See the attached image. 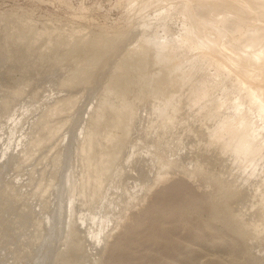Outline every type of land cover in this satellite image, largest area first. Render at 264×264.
<instances>
[{
    "label": "rangeland",
    "instance_id": "obj_1",
    "mask_svg": "<svg viewBox=\"0 0 264 264\" xmlns=\"http://www.w3.org/2000/svg\"><path fill=\"white\" fill-rule=\"evenodd\" d=\"M192 1H194V0H0V21L2 20L1 21L2 24H5V19H6V21L9 22L8 23L9 26L13 25L14 22H16V21L12 22L11 17L12 18L14 17V18L19 20L15 23L17 25L14 24V26H18V27L12 26L11 28H13V27L18 28L21 32H22V30L25 31L27 29V31H25V32H27V35H25V32H22L23 34L22 33L16 34V32L18 31L17 29H16L17 31H13L15 33H12L11 35H13V36H14V34L17 35L14 38L20 37L21 39H23L24 42H26V39H27V41L28 40L30 41V42L28 41V43H32L31 41H33V43H35L36 45L38 44L39 46L37 45V47L40 49H38V48H36V49L40 50V52H44L41 54L46 55L45 57L43 55V57L45 58V64H46L47 56H48V58L51 59L52 62L53 61H54V63L57 62L56 65L52 64L55 67H53L51 64L49 65L47 63L48 65L47 64L46 65H47L48 69L46 68L45 64H44V66H45L44 68H43V66H41L42 64H40V63H42V61H41L42 58L39 60H37V59L35 60L33 58L31 59L30 57H28V58H25V60H19V63H18V60H17V62H15V60H11V64H13V65L15 64L14 66H16V64L18 65L15 67L17 69H15L14 66L12 67V65L10 64V62L8 60H6L7 62L5 60H4V62L2 61L1 63H5L3 65L0 63L1 64L0 72H2L1 70H3V74L2 73H1L2 75L0 74L1 75V77H0V174H2L3 176L0 175L1 176L0 179L1 178L4 179L3 182H2V179L0 180V190L2 189L0 191V193L2 194V195H0V205H3L5 202L8 203L7 200L11 199L13 204H10V203H12V202H10L11 201L10 200L9 201L10 203H8L6 205H9L10 207L14 206V211H15V212H13V208L6 206L7 208H10L12 211L11 210L9 211L7 209V212L5 213L7 216L6 215H5L6 217L0 216V222L2 221V218H5V219L7 218L6 219L7 222L10 221L9 223H11V221H13L15 224L17 223L19 226L21 225L20 227L22 228L21 229L17 224L16 225L13 224V225H11L13 227H10L9 226L10 224L7 223L9 228L7 227L6 224H4V225L0 224V227L1 226L3 227L6 225V227L8 228V229L6 228V230L8 231L11 228L12 232H13V233L11 231L8 232L9 235L11 233L13 237L11 235L9 236L7 234V236L4 235L5 236V238H4V236L1 234H3V233L6 234L7 232L4 229L5 227H3V230H5V231L2 232L3 230L1 227L2 231L0 230V232H2V233H0V235L2 236L3 240L0 238L1 239L0 240L1 241L0 242V247H1L0 248V253H1L0 254V257H1L0 264H3V263L4 264L5 263L10 264V261L12 262V261H15L16 259L18 261L16 260L17 262H15V263L12 262L11 264H16V263L17 264H43L44 262H45V264H48L49 263L48 259L49 258L51 259L52 255L54 253L53 252L54 249H55V251H57L55 242L57 244L58 243L61 244L60 242H62L61 240L63 239V236L69 234V232L66 230L67 226L64 225L65 223L63 224L61 222H65V220H63L62 218L66 217V214L64 212L67 211V209L70 205H72L71 206L72 209L69 208V209H71L70 210L71 212L73 211V209L75 211V209L77 208L75 211L76 213L73 212L71 214H72V217L74 215L73 219H75L76 222L79 221L78 223L80 225L79 227L81 228V232L86 229L85 232H82V233L85 236L87 235L85 237V239H87V240H85L84 243L86 244V250L91 252V256L95 255V253L97 254V251H98V253L101 251H104V249H103L104 247L102 245L103 244L105 245L104 242L106 239L109 242L111 241L110 243L108 241L106 243L108 245H106L105 249L107 248L109 251L106 250L108 253L106 251L103 252L104 259H106V260L104 261V259H103L102 264H167V262L169 263V260L171 261L170 264L171 263L176 264V262H177V264H180V263L184 264V262H182L184 260L186 261L185 264H187V263L189 264L188 259H190V258H191L190 263L194 262L195 259L197 260V261L195 260V262L192 264H196V263L197 264H199V263L200 264H206L204 262H207L208 257L204 252L207 251L206 253H208V251H209L210 253L214 252L215 254H217L218 250H219L218 249L219 245L222 246L224 244V242L221 243L222 240H227V241H225V243H227V242L229 243L231 241L230 242L231 244L227 243L230 246H228L227 244H224L223 246H225V249L222 246L224 252L221 251L222 248H220L221 249V250H219L220 254H225V256L227 255L226 256L227 258H229L228 255H230V254H231L230 256L233 255L234 257H236L237 255L235 256L234 254H237L238 252L234 253V254H232V253L235 252L236 247H237V250L240 249L239 248L240 243H237V242H239L237 240L236 243L239 244V247H238V245L235 244V241H234L235 239H233V242H232V238L235 237L234 236L235 234L232 233V234H234V235H232L234 237H231V234L229 231L230 229L228 230L225 227L224 230L226 229L227 233L229 231L228 236H230L228 238V236H226L227 235V233H226V235H225L227 237L226 238V237H224L225 231H223L224 234L222 235L221 232L223 229L222 230L217 229V226L218 227L220 226L221 228L223 227L222 226L223 224L220 223L219 220H216V219H215V221L210 220V222H209V220L205 221L206 219L211 218L209 216V213H208L209 208L206 206L208 204L203 203V205L206 208H208L207 210L201 204L202 202L208 201V200H206V199H208V196L214 197V195H212V194H215L216 192L217 193L215 195V198L218 197L217 196L218 195V189L216 191V187H217L216 184H214L211 181L209 182L206 179H201L202 175H203L202 178H207L208 175L206 176V174H208L209 172L210 173L215 172L213 174H217L219 176L220 171H222V170L225 171L226 169H227V171H225V174H223L224 172L222 171L223 176L226 175L225 177H223L224 179H226V177L231 174L227 179H229L230 177L232 178L234 176V178L237 181L234 178L232 179V181H231V178L229 179L233 185H235L236 187H238L240 185L239 189L243 188V192L244 191L246 192V189H248L249 193H247L248 192L247 191L246 194H249V195H251L250 193H252L254 191L252 193V195L249 196L248 198L250 201H251V199H253L252 201H254V200L255 201L254 202L251 201V203H249L250 201L248 200V202H246L247 204L245 203L244 206H242V208H241V211L243 209V213H244V214L242 213L243 219H244V217H246L247 219L245 218L246 221H243L242 218L241 219L243 222H245V223L247 222V224H249V223L253 224L251 226L254 227V229H257L258 226H259V228H261V229L258 228L256 231H254L252 229L253 232L256 234L255 235L252 232L254 234L252 236L254 238H255V236H258L259 238H261L260 241H259V239H257L258 241H255L256 244L253 242L254 245L251 246V244H253V243L250 242L252 240H249V242L247 241V246L248 247L250 246L253 248V249H251V251L253 250L252 252L254 254L256 252L258 254V256L262 255V257H263V255H264V236H263L264 235V219H263L264 215L263 214L264 213H263V211H262V214H261V211L259 212V210H260L259 207L262 208V205H263L262 210H264V203H263L264 202V195H262V194H264V152H263L264 150L262 149V147L264 146V144L262 145V142H264V136L260 135V136L256 137L255 141H254L256 144V145H254V147H256L260 144V148L262 149V151L259 150L260 148H258L259 147L258 146L257 151L255 150V148L254 149L252 148V152H249V154L247 153L248 155L247 154L246 155L240 154L243 157L245 156V158H242L245 161L244 162L240 158L242 156H240L239 153H237V151H236L238 148V142H237L238 136H236V135L230 136L229 134H225V136L228 138H224L225 137L224 136L223 137L224 139H223L221 137L223 135L218 136V134H219L218 130H217V133L215 131H213V130H216L215 127H217L218 124L220 125L221 121L226 116L238 117L242 113H245L247 115L251 113L252 120L254 121V123L256 122L255 124L260 125L259 127H261L262 124L264 125V123H263L264 114L263 113L259 114L258 112L254 113L253 108H252V110L249 109V106H252L256 109V106H258L262 102L261 98L258 97L256 94V90L258 92V88L256 87L257 86L256 84L259 83V85H260L261 79L259 80L260 82H258V78L260 76L262 78V81H264V79H263V77H264V66H261L258 64H253V63L251 65L249 64V67H250L249 71L251 74H249V77H247L248 78L247 79L243 75H242L243 77L241 76V73L239 72V70H237V68L230 65L229 60H226V58L229 59V56L231 54L232 55H241V56H242V54H244V55L248 54L246 51L250 48H246V46L239 45L238 42H239V35L244 33V28L246 29V26L244 27V25H246L245 23L249 24L250 22L252 23V21L242 22V23H244L243 26H240V27L237 26L230 31H226L227 33H225V35L224 34L222 35L220 33L221 28H222V23L220 22V20L217 19V16H213V17L211 16V19L208 18L207 21H209L211 23L207 26H204V28L205 29H209V28L214 29V30H216V33L213 34L207 30H202V34H203V37L206 38V41L214 44L215 46L218 47V49H220V51L223 52V53H220L218 51V53H220L222 55V57H220V54L219 55L217 54L215 56V53H217V51H215L213 49L211 50L210 48L208 50V49H206V48H208L206 46H204V48L206 47L204 49L203 46L201 47V45H199V44L197 45V42L200 43L198 37H196V35H194L195 33L192 32V30H190L191 32L189 31L190 21L188 19H189L190 14L187 12L190 11L191 9L194 12V9L192 6L194 4L192 3ZM142 2L144 3L143 5H142ZM252 2H254L258 5L264 6V0H253ZM190 3H192V5ZM188 4L191 5L190 10L188 8V6H189ZM133 5H135V6H133ZM139 6H143V7H139ZM186 6L188 9H185ZM133 7H137V11H136V8H133ZM134 9H135V12H134ZM183 9H184V11H183ZM185 13L189 14V15H185ZM190 13H191V11H190ZM196 14L197 13H195V15ZM134 16H136V17L134 18ZM213 18H216V20H214ZM252 18H255V16H252ZM8 19H9V21H8ZM16 19H13V20H16ZM136 19H137V22H135ZM205 19H207V18L205 17ZM3 20H4V22H3ZM138 20H139V22H138ZM247 20H249V18ZM7 22H6V25H7ZM11 22H12V24H11ZM187 22H189V24H187ZM20 23L23 24V27H19ZM136 24H137V26H136ZM9 26H8V28L5 26L6 30L7 29H10L9 31L15 30V29H11ZM24 27L26 28L25 30L22 29ZM133 27H134V29L139 28V29H136V31L137 30L139 31L138 33L136 32V35L138 34L137 36H139L140 38L135 35L136 37L134 36L132 38V39H134V41L131 39V42H130L131 48H129L130 47L129 42L127 44V45H129V47L127 45L126 46L128 47L129 50L130 49L134 50V48H132V47H135V49H137L141 45L142 46L138 50H136L134 53L130 51L131 53H133L137 57L130 56L131 53L128 52V49L127 50L123 49V52H121V53L125 52L123 55L124 56L126 55L125 59H127L129 62H131L130 60L132 57H133L132 62L134 61V58L135 59L139 58V56H140L139 54L142 53V51L144 50L143 49V42L150 39L151 37L156 36V37H159L161 40L167 39L169 41L170 47L168 46L169 47L168 51L170 54L169 56L171 58L169 57L166 60V65H167L166 69H168V68H169V70L171 69L170 72H171V75H173L172 77H170L171 79L169 78V80L171 81L172 78L174 77L173 79L176 78L178 83H176V80H175L174 83L176 84V87L174 88L172 86L173 82H172V84L170 83V81H169V83L167 82L168 85H166L165 87H169L171 84V87H173L174 90L172 92V88L170 87V88L164 89V91L166 90L167 93H169L168 91L172 92V100L173 101H172V103H170L171 102V99H170L168 104L170 103L171 105L169 104V106H168L166 103L165 104L166 106L163 108L164 109L166 108L165 110L169 112V109L170 110L172 109V108H170V106L173 107L172 104L174 105L176 103L174 106H176L175 108H178L177 112H176V109L174 108V111H172V113L171 112L165 113L164 112L165 110H163L162 107H161L162 110L161 109L160 110L163 111L164 113L159 112L160 114H158V113L156 114V112H153L152 109L148 108V106L143 102V101H145V98H144V100L141 99V98L146 96V94L143 95L144 92L146 93V89L143 86L140 88L137 87V89L138 88L140 90L142 89V91L144 89L143 92L141 91L143 94L142 93L140 94L138 92L139 95H142V97L139 96L140 97L139 100H141V101L143 100L142 102H139V100H138V102H136L137 99L135 101L133 100V97L139 98L138 94H137V96L135 95L136 94L135 89H131V91H135V94H134V92L131 93V91L129 93L128 87H126L128 90V93L131 96H133V97H131L132 99L129 97L128 93H126L127 95H125V92H127V91L124 92V90L126 89L124 86V83H121L124 87L121 84L116 83V85H119L120 89H121V90L119 89L121 92H116L118 95L117 96L118 99L114 98V97H116V93L114 92L115 90L112 91L113 93H115L114 96H113V94H111V96L113 98H111L110 93H109V96H107V98L109 97L111 99H108V100H107V98L104 99L106 97V94H104V92H108V91H103L102 95H101V90H102V88H103V90L107 89L108 86L104 85L103 82L105 84H107L108 82L110 83L111 80H115V82H118V81L116 79H113V78L112 79L108 78L109 76L107 77L108 79L105 80L104 75L100 76L102 78H100L99 76L98 77L96 76L94 78V77H92V75L87 74L88 72H90L91 74L94 75L93 72H95V66L96 65H94L95 61H93V60L91 61L90 59L87 60L86 58H82L84 60L83 63H85V61H86V63L84 64L85 65L84 67H86L85 70L87 71L85 73L86 75H84V73H83L85 71H84V67H83V63H82L81 58H79V60L76 59L77 61H79V63L76 62V63H78L77 65H75V63H73L72 66L68 65L69 68L71 67V69H73V67H75L74 70H72V72H73V75H74V73H76L75 74V76L77 75L76 77L71 74L72 73V72H70L71 69L70 70L68 69L69 70V72H68V70H67L68 66L66 64L61 63V62L58 64V61L61 60L60 59L61 56L64 59L65 57H63V55L66 52H69V51L73 52L74 50L77 49V46L78 45L81 46L84 41L95 40L97 42L98 41L100 42L103 39L102 36H104V37L106 35H107L106 37H109V36L112 37V35L117 36L119 33L121 34V32L125 33V31H127V30L131 31L133 29ZM20 31H18V32H20ZM11 32H9V35ZM20 34H22L21 36L24 35V38L27 36L25 38V40H24V38H22L20 36ZM56 34H57V37L59 35V38H58L59 40L57 39ZM60 34H62L63 37ZM13 36H11V39ZM100 37H102V39L98 40V39H100ZM14 38L12 41L15 40ZM20 38H18L19 42H21ZM60 38H61V40H60ZM85 39H87V40H85ZM76 40L79 42H82L81 40H83V42L79 44ZM73 41L74 42L76 41V43H78V44L76 45V48H75V46H73L74 48L72 49L71 47H72ZM15 42L19 43L16 40H15ZM24 42L22 44L20 43V46L25 45ZM28 43L26 42L27 45L25 46V48L27 46L29 47L30 45L33 44V43L32 44H28ZM100 43H99L100 46L98 45L99 48H101V46L103 45V42L101 43L102 45ZM33 45L31 47L35 48ZM126 46L124 48H126ZM196 47H197V49H195ZM191 48H192V50H191ZM67 49H69V51ZM141 49H143V50L141 51ZM30 50H29V52H30ZM102 51H104V49H102ZM137 51L138 52L140 51V52L138 53ZM209 51H211V52H209ZM212 51H215V53H212ZM136 52H137V54H136ZM75 53H76V51H75ZM61 54H63V55H61ZM121 56H122V54H121ZM121 56L109 58V64H110L109 67L111 66V67L116 68L118 66V65H116V63L119 64L118 62H120V65H121L120 59L122 60V58H123V56H122V58H120ZM127 56L129 57V59L127 58ZM242 57L245 58L246 56L245 57L242 56ZM44 58H43V60H44ZM48 58H47V62L52 63ZM27 59L30 63V66L33 65V66H31L32 67L31 70L33 72H31V70L29 68L30 66H29V64H27L28 63ZM29 59L33 60V61H30ZM63 59H62V62L64 61ZM89 60L91 62H89ZM21 61H23V62L27 61V63L25 64ZM34 61H35V63H34ZM38 61H40V62L38 63ZM167 61H169V62H167ZM20 62H21V64H20ZM171 62H173L172 63L173 65L170 64ZM37 63L40 64V66ZM43 63H44V61H43ZM24 64L26 65V67H24L25 66ZM62 64H63V67L65 65V67L63 69L61 68ZM169 65H170V67H169ZM19 66L22 68H20ZM34 66H35V68H34ZM58 66H61L60 69ZM164 66L165 65H163V69H165ZM18 67H19V69H18ZM56 67H58V68H56ZM82 67H83V71H81L82 69H80ZM111 67H110V69H111ZM122 67L123 66L121 65L115 69V70H117L116 72L118 75L121 72L123 73V69L121 71ZM24 68L25 69L27 68L26 69V71H28L27 73H26ZM33 68L35 69V71ZM37 68L38 69L43 68V69H42V71H40ZM118 68L120 69V71H118L119 70ZM22 69H23V73H24L23 75L21 74ZM28 69L30 70V72ZM61 69L65 70V71L63 72ZM11 70L14 72H12ZM112 70L115 71L114 69H111L110 71L112 72ZM177 71H179V72H177ZM66 72H68L70 75H68V73L66 74ZM77 72H78V74H77ZM81 72L83 74L82 76L80 75ZM9 73H11V74H9ZM175 73H176V75H175ZM19 74L21 75L22 78L26 77V78H24V81H22L23 79L20 77ZM25 74L26 75L29 74V75H27L28 77ZM8 75H9V77H8ZM71 75L73 76L72 78H70ZM15 76L16 77L19 76V77L15 78ZM87 76H89V79H91V80H89ZM181 76H183L184 78ZM179 77L182 78V80L183 79L184 80L181 81V79H178ZM92 78H93V80H92ZM256 78H257V80H256ZM16 79H17V81H16ZM19 79L21 80L22 83L20 81H18ZM95 79H97V80H95ZM12 80H15L16 82L12 81ZM100 80H101L102 84H101ZM107 80H110V81H107ZM93 81L94 82L96 81L95 84L93 83ZM105 81H107V82H105ZM179 81H180V83H179ZM13 82H15V83H13ZM18 82H20V83H18ZM87 82H88V84H87ZM175 84H174V86H175ZM261 84L263 85V83H261ZM103 85L106 87L104 88ZM111 86H112V88H113V86L115 87V84H113V81L110 83V87ZM119 90L117 89L116 91H119ZM122 90H123V92H122ZM140 90H137V91H140ZM198 90L203 91V93H205V95L202 97L204 99H202L201 101L199 99L200 104H199V101H193L191 98V96L193 97V95H194L193 93L198 91ZM166 92H164V93H166ZM132 94H134L136 97ZM119 95L120 96L122 95V97L119 98ZM101 96H102V99H104L106 102H104V100L101 99ZM126 96H128L131 100H129V98L127 99ZM125 98H126V100H125ZM189 98L191 99V101ZM187 101H189L188 102L189 104L187 103ZM192 101H193V103H191ZM173 102H175V103H173ZM235 102H236V104L237 103L238 104H237V106L235 104V107H234L232 104H234ZM140 103L142 105H140ZM162 104H164V103H162ZM161 106H164V105H161ZM167 106H168V108H167ZM232 107H233V109H232ZM234 108H236V109H234ZM152 113H154V114L150 115ZM253 114H254L255 118H253ZM90 115H91V117L89 118ZM93 116H95V117L93 118ZM88 118L90 119V122H91V124L88 123L90 125H87V122L89 121ZM92 120L97 121V123L95 122L96 125H93L94 122ZM118 122H120V123H118ZM121 122H122V125H120ZM222 123H223V121H222ZM56 124H57L58 128L60 127L59 130H58V128H56L57 127ZM60 124H62V125H60ZM198 124L201 127L200 126L197 127ZM54 125L56 126L55 128L57 129V131H55V128L52 130L51 127H54ZM91 125L93 127H90ZM202 125L207 126L206 129H204L205 127ZM208 125L210 126L209 128H208ZM219 125H218L217 129L219 128ZM120 126H123L124 128L123 127L121 128ZM86 127L87 128L89 127V128L87 129ZM195 128H197V129L194 130ZM198 128L204 129V131L199 129L200 133H204V134L205 133L207 134L208 132L210 133L209 129L211 128L210 130H212V131L210 134L212 136L209 133H208V135H209V137H213V138H208V136H207V138H206L208 141V143H207L205 138L203 140V137H206V134L201 135L200 133H198ZM263 128H264V126H263ZM205 130H207V132ZM48 131H50V132L48 133ZM51 131H53V132L55 131V133L52 132L53 135H51L49 137L48 135L52 134ZM111 131H114V132H111ZM195 131H197L196 132V134L198 133L197 135L195 134ZM108 132L114 133L116 135H117V133H121L119 135V136H121L120 141L118 140V142H117V139H116L119 136L115 137L116 143H115V140H114V142L111 141L113 139L110 140L107 138L108 140H106V136L109 134ZM212 133L216 134L218 137L216 135H213ZM104 134H106V136ZM194 134L196 136L195 139L193 138ZM81 136L85 137L84 140L86 142L88 141L87 143H85L86 145L82 144L85 141L82 142L83 137H81ZM200 136L201 137L203 136V137L201 138ZM215 136L217 138H215ZM229 136H230V138H229ZM261 136H263V138ZM87 137H90V139H87ZM219 137H221L222 139ZM232 137L233 138L236 137L237 139L234 138L236 140L235 141L233 140L234 142L233 141L230 142L231 145L234 143L233 146H230L229 140L230 139L232 140L233 139ZM190 138L193 142H195L196 139L198 141H196L194 144L193 142H191ZM198 138H200V139H198ZM214 138H215V140H213ZM218 138L221 139L222 141L220 142L218 140ZM258 138H260V140ZM216 139L218 140V142L216 141ZM226 139H229V140L226 141ZM223 140H225V141H223ZM257 140H259V141L256 142ZM186 141L188 143L190 142L189 145H187L188 143ZM214 141H216L218 144ZM197 142H199V143H197ZM219 142L220 143L225 142L223 144H220L221 148L219 146ZM226 142L228 144H226ZM99 143H101L100 146H99ZM196 143H197V145H196ZM212 143L214 145L216 144L218 147L216 145L215 146L213 145L214 146L213 147ZM236 143H237V146H236ZM88 144H90L91 149L90 148L87 149L86 146ZM93 144L94 145L98 144V145L94 146ZM209 144H211L210 146H212L211 150H213V151H211V152L209 151L210 147L205 148V146H209ZM81 145L82 146L85 145V146H83V148H82ZM191 145L193 147H191V148L189 147L191 150L190 149L188 150L187 147L191 146ZM79 146L83 149L82 150L79 148V150H81L83 152H80L78 150ZM225 146L226 147L228 146V148L225 149L226 148ZM234 146L237 147L234 150L235 153H233L234 152L233 150H232L233 152L231 151L232 147H234ZM85 147H86V150L84 149ZM93 147H94V149H93ZM194 147L196 148V150L199 148L198 151L195 150L197 153L194 152ZM215 147L217 149L220 148L219 149L220 152L223 150L222 153H220L219 150H217ZM203 148H205L206 151ZM89 149L91 152H89ZM200 149L202 152L204 151L203 153H205V154H203L202 152H199ZM224 149H225V151H224ZM100 150H101V152H100ZM104 150H105V154L107 153V155L103 154ZM230 151L232 152L233 155H231V154L229 155V153H231ZM255 151L258 153V155ZM85 152H86V154H85ZM207 152L210 153V155L212 153L213 158H210L212 155L210 156ZM223 152H225L224 154L229 152L228 157L231 160L227 159V157H225L227 155L222 156V155H224ZM253 152H255L256 156H259L260 158L259 157L257 158L255 156L253 157L252 155H255ZM261 152H263V153H261ZM190 153H191V155H190ZM206 153L208 154V156ZM213 153H215L216 155H217V153H218V155L221 154L218 156L219 159H220V156H221V158L222 157H224V158L219 160L217 158V156L214 155ZM84 154L87 155L88 157L90 155V157L85 159ZM98 154L104 159L107 156L108 157L107 160H102L101 157H98L99 156ZM194 154H195V157L193 156ZM200 154H203V155H201L202 157L200 156ZM236 154H238V155H236ZM104 155H105V157H104ZM249 155H251V157H253L252 158L253 160H250L251 157H248ZM79 156H80V158H79ZM178 156H179V158H177ZM82 157H83V159H82ZM189 157H191L192 159ZM206 157H208V158H206ZM98 158L101 161L97 160ZM176 158L179 160L181 159V160L179 161ZM193 158L197 159V160L195 159L196 162H195V160H193ZM247 158H250V159H247ZM170 159H172L173 162H171L172 160H170ZM209 159H211V161ZM246 159L249 161V163H247ZM259 159H261L262 161ZM86 160L89 163H85ZM96 160L98 162L99 161L101 162V163L99 162L100 168L98 167V164H97L98 162H95ZM166 160L169 162V165L166 164L167 163ZM174 160H176V161L174 162ZM254 160H256V161H254ZM257 160H259V162ZM102 161H104V162H102ZM187 161H189V162H187ZM206 161H207V165L209 164L210 166L205 165ZM216 161H217V163H215ZM250 161H251V163H250ZM198 162H200V163H198ZM218 162H222V164L224 166ZM228 162H229L230 167H229V165H226V164H228ZM81 163H83V165ZM102 163L105 165L103 166ZM194 163H198V164L194 165ZM201 163H204V165ZM233 163H236V166ZM255 163L257 164V166ZM171 164L175 165L176 167L178 165L180 166L182 164L181 166L187 167L186 171H187V169L189 171H190V169L192 170L193 167L195 169L197 167V165H198V167H200L202 165V167H200L202 169H201V171H200V169H197V172L193 169L192 172L191 171L189 172L190 174L188 172H186L189 175H187L186 173L183 175L181 171L184 172V169H185L184 167L180 166V168H181L180 169L178 166L176 169L174 166H173V168L170 167ZM239 164H241V166ZM244 164L246 166H248V168L253 166L249 169L250 173H248L249 171L247 172L248 168L244 167ZM84 165L86 167L88 166V168L93 167L94 170H95V168H97L96 171H98V172H96V174H95L94 170L92 169V172L95 174L94 175L91 172V168H89L90 171L88 169L89 174H87L88 173L86 170L87 168H85ZM165 165H168V167H170V169L172 168L173 170L170 171V169L168 170L167 168H165L163 170ZM212 165L215 166L214 169H216V171L212 172L209 170L207 172L206 171L207 168L214 170L212 168L213 167ZM225 165L229 169L227 167L225 169ZM203 166H204V168H203ZM101 167L104 171H102ZM217 167H219V168L224 167V168L219 170V168L217 169ZM234 167H235V170H234ZM240 168H241V170H240ZM256 168L257 169L259 168V169L256 171ZM100 169H101L102 173L99 172ZM174 169H175V173L177 172L176 170H178V172L181 170L179 173H181L182 176H180V174L177 172L181 179H178L179 176L177 173H176L177 178L174 177V175H175ZM85 170H86V175L84 176ZM230 170L232 171L233 174L231 173ZM252 170H253V172H251ZM259 170H261V171H259ZM162 171L163 172L169 171L170 174H169V172H167L168 173V174L166 173L167 175H171L173 173L172 174L173 177L171 176L172 179H169V181H168L167 179L170 178V176H168V178L166 179L167 181L165 180L164 183L158 182L159 185L156 184L158 186V191H160V193H158L157 197L154 198V193L153 192L150 193V191L152 190V186H151L152 183H151V185H149L150 184V183H148L150 181L149 178H151V175H153V174L156 175V172L158 174L160 172V174H161ZM194 171H195V175L197 174V176H195L193 174ZM243 171H244V173H243ZM90 172H91V177H93V179L91 178L92 180L89 178ZM198 172H200V173L202 172L201 177H199L200 173H198ZM226 172H227V174H226ZM228 172H230V173L228 174ZM245 172H247V174H245ZM81 173H82V175H81ZM97 173H98V175H97ZM191 173L193 176L191 175ZM103 174H104V176H103ZM162 174H164V173H162ZM222 174L220 173V175H222ZM99 175L101 177H99ZM185 175L187 176V178L198 177L199 179L198 178L197 179L191 178L193 182L196 180L195 183L196 182L197 183L195 185H197V187L194 185V183L191 181V179H189L190 182L189 181L184 182V180L185 181L188 180V179L186 180ZM81 176H82V178H81ZM102 177H103V179H99ZM154 177L156 178V176H152V178H153V179L151 178L152 181L155 179ZM69 178H71L73 182L70 181L71 179H69ZM86 178L89 181L86 180ZM96 178L99 180H97ZM175 178H176V181L174 180ZM67 179H68V181H67ZM95 179H96L97 183H99V181L101 183L96 185ZM241 179L243 181H241ZM50 180L53 181L52 185H51ZM172 180L174 182H172ZM179 180H181V181L179 182ZM197 180L200 182H198ZM203 180H204V182L207 181L208 183L207 182L204 183ZM86 181H88V183ZM91 181H93L95 184L91 183ZM152 181H150V182H152ZM1 182H2V185H1ZM47 182H48V185L50 184L49 185L50 187H47L48 186ZM64 182L68 183V184L69 183L71 184V182H72V184L70 186V191L67 192V194L65 192L66 195L64 194V192H62L63 191L62 186L65 184ZM166 182H168L171 185L168 186V183H166ZM181 182H183L184 184H182ZM237 182H238V186L236 185ZM175 183H177V184H175ZM190 183H191V185H190ZM199 183H200V185H199ZM203 183H204V185H202ZM211 183L214 185L211 189L214 188L215 193L212 192L214 189L213 190L210 189ZM73 184H74V186H73ZM163 184H165L166 187L160 188L159 186H161V185L164 186ZM205 184H207L206 186L209 185V188L206 187ZM146 185H148V188L146 187ZM198 185L201 186V187H199V190H202L201 192L206 191L207 193L211 192L212 194L211 193L207 194L205 192L204 194L202 193L203 196H201V194H200L201 192L200 191L197 192L198 189H193V188H198ZM45 186L49 189H46ZM150 186H151V188H149ZM188 186H191V188L190 187L188 188ZM144 187H146V188H144ZM57 188L58 189L60 188V190H58ZM202 188H205V190ZM43 189L46 190L47 192L44 191ZM61 189H62V191H61ZM148 189L150 190L149 191L150 195L149 194H143V196H142L141 195L142 192L145 190L144 192L146 193L148 191ZM192 189L195 191H193ZM81 190H83V191L81 192ZM56 191H57V193H56ZM59 191H60V194H59ZM189 191H190V193H189ZM191 191H193L195 193H193ZM61 192L64 194V195H62L63 197L61 196V194H62ZM74 193H75V195H74ZM78 193H81L82 195L78 194ZM161 193H162V195H161ZM57 194H59V195L56 196ZM71 194L73 196H76V194H77L78 198L80 200L77 199V197L76 198L73 197ZM192 194H194V198L196 199V204L193 203L196 205V207L199 205L198 203L200 202V200L197 201L198 196L200 195L199 198L201 197V199L205 198L203 201L201 200V203H200L203 212H201V210L199 211L201 213L202 217H204V218L198 217V216H200V213L195 212L196 210H199L198 207L195 210V207H194L195 205L193 206V204L190 203V201L192 200V198H191ZM257 194H259V196L260 195L262 196L261 199L263 202L260 201V203L262 202V205L258 202L260 200L261 196L258 197ZM67 195L69 197L70 196L73 197L72 199L70 197L71 201L75 199L76 201L82 202L81 199H84L83 200L84 204L82 202V205H81L78 202H76L75 200H74L75 202L70 201L72 204L71 203L66 204L65 202L66 201L68 202V198H67V200L63 199V198L68 197ZM189 195H191V197ZM205 195L207 197H205ZM137 196H138V198L141 196L143 197V198H140L141 202L145 198H146L145 201H147V202L145 204H144V202H142V203L140 202L142 205L140 203H138V206H139L138 207L137 206V202H138ZM148 196H149V199H148ZM150 196H151V198H150ZM161 196H163L164 199ZM196 196H197V198H196ZM257 198L259 199L258 201H257ZM58 199L61 201H59ZM120 199H122V200L120 201ZM126 199H128V200H126ZM132 199L135 200L134 201L135 203L132 202L133 201ZM54 200L57 202L54 203ZM62 200L65 204L64 203L61 204ZM64 200H66V201H64ZM154 200H156V201H154ZM149 201L151 203H149ZM193 201L195 202L194 199L191 202H193ZM124 203L127 206L130 204L132 205V203H133L132 207H134L136 205V208L131 209L132 208L131 207L130 208L131 212H130V209H129L130 206L126 207V205ZM255 203L259 204L258 207H257V204H255ZM58 204H59V206H57ZM68 204H69V206L66 207L65 205H68ZM250 204L251 205L253 204V205L250 206ZM23 205H25L24 207L29 206V207H27L26 211H29L28 213L31 212L30 215L28 213H26L25 209H23ZM62 205L65 206L64 210L62 209L63 208ZM121 205H122V207L124 206L125 208H128L129 210L128 209L127 210L130 212V215H129V212L127 213V210L123 207L125 213H127V216H126V214H124V211H123V214L125 215V217L123 216L124 218H126V217L129 218L130 216L134 217V219H133L134 222L132 221L131 218H129V219L126 218L128 220V222L131 219L130 221H132V222H129L131 225L127 221H125L124 218H122V219H124L122 222V219L120 217H122L121 215H123V214H120V216H118L119 213H122V211H120V210H122L121 209L122 207H120ZM187 205H188V207H187ZM189 205H192L194 207V209L192 206H189ZM143 206H144V208H143ZM145 206H146V210H145ZM249 206H250V208H249ZM58 207L61 208L62 210L61 209L58 210ZM251 207H252V209H251ZM254 207H256V209H259V210H256L257 212H259V213H257V212L255 213L256 216L254 214V212H255ZM18 208H20V210ZM21 208L24 210L23 212L21 211ZM15 209H18L19 211L15 210ZM69 209H68V211H69ZM203 209H205L207 213L204 212ZM109 210H111V212H109ZM113 210H114V212L115 211L116 212L113 213L112 212ZM132 210H134V212ZM135 210L136 211L139 210L140 212L139 211L135 212ZM17 211H18V213L20 212L19 214L22 213L23 216L29 215V217L27 218L26 216H24V218H26V220H24V218L22 216H20L18 213H17V216H15L14 213H16ZM57 211L59 214L60 213L61 214L57 215ZM62 211H64V212H62ZM249 211H251V213H249ZM69 212H66V213L68 214ZM117 212H119V213H117ZM132 212H133V214H132ZM8 213L12 214L11 216L14 215L15 220L11 219L13 217L9 218ZM23 213H25V214H23ZM62 213H63V215H62ZM136 213H137V215L138 214H140V215L137 216ZM76 214H78V215H76ZM113 214L115 216L114 217L115 220L117 219L116 217L118 216L119 219H121V221H118V219H117L115 222V220L113 218ZM203 214H204V216H203ZM54 215H56V216H54ZM68 215H67V218H68ZM75 215H76V217H75ZM205 215H208L209 217H205ZM61 216H64V217H61ZM79 216H80V218H78ZM18 217L20 218V220L22 222L27 221L26 223L24 222L25 225L23 223L21 224L20 220H18L19 219ZM56 217L59 218V220ZM60 217H61V222L57 223V221L58 222L60 221ZM8 218H9V221H8ZM260 218H262L261 221H260ZM29 219H30V221H29ZM56 219H57V221H56ZM255 219L257 221H255ZM17 220L20 222V224L17 222ZM31 220H36V221L40 220L39 222H36V223H38V226L40 225L39 223L42 224L43 227L40 225V228L42 227L41 230H43L44 232H42V231L39 232L40 228L36 230V228L34 227L35 229H33V227H31L32 224H34L35 226L37 224L34 221L32 222ZM55 221H56V223H55ZM216 221H217V223H215ZM248 221H251L252 223L251 222L248 223ZM121 222L124 224L121 225ZM125 222H126V224H125ZM203 222L206 223V225L202 224ZM27 223H29L28 226H26ZM207 223H210V224H207ZM14 225L16 227L18 226L17 228L19 229V230L17 229L16 232L19 231L20 233L22 232L23 234L22 233L20 234L19 232L15 233V231H13V230H15ZM22 225H24L25 228H23ZM56 225H58V227L60 226L59 227L60 232L58 230H56V229H58V227ZM116 225L121 226L119 228V230L121 232L118 231L117 228L119 226L116 227ZM125 225H128V226H125ZM214 225H216L217 230H215V228H213V227H215ZM53 226L54 227L56 226V229H53L54 228ZM63 226H65V227H63ZM203 226H204V228H203ZM211 226L214 229V231H216V233L211 231V230H213L211 228ZM27 227H29L30 229L32 228L31 229L32 232H28V231H30L28 228L27 233H25ZM46 227H47V230H46L47 232L45 231ZM48 227L49 228L52 227V228L49 229ZM199 227H201V228H199ZM60 228L64 229L63 231L66 230L67 233L62 232V230ZM121 228H123V229L121 230ZM127 228H128V230H127ZM198 228H199V230H198ZM20 229L22 231H20ZM23 229H25V232ZM180 229H181V231H180ZM196 229H197V231H195ZM52 230L56 233H54ZM114 230H117L119 232V234H117L118 233L117 231H116L117 233L114 232ZM50 231H52L57 236L60 235V237H62V239L59 237L57 238V236H55ZM33 232L36 233V235L39 232L38 234L41 236L39 237V235H38L37 238H35L36 237L35 234H33L34 236H32ZM86 232H87V234H86ZM103 232L106 233L107 236L111 235L112 240L110 239L111 237L109 238L107 236H104L105 234ZM107 232H109V233L111 232V233L109 234ZM178 232H179V234H178ZM200 232H201V235H200ZM207 232H209V233H207ZM231 232H233V231L231 230ZM14 233L16 235H18V237L16 236L17 238L15 237ZM46 233H48V234H46ZM115 233L117 235H115ZM19 234L23 237L20 238ZM26 234H28V235L26 236ZM43 234H44V236L42 237ZM52 234H53V236H52ZM214 234H217V235H214ZM257 234H259L260 236ZM29 235L34 237V238L28 237ZM69 235L65 236L67 238V240L70 237ZM191 235L193 236L192 238H191ZM8 236L10 237V240H9L10 242H12L13 240H14L13 241L14 243L16 242L15 245L13 242H12L13 245H11L12 243H9L6 241V240H8L7 238H9ZM114 236H115V238H113ZM201 236H203V237L200 240ZM24 237L26 239H24ZM38 237L41 239H39ZM47 237H50V240ZM52 237H53V239H54V237L57 238V241H55V239H54V241H53L54 243H53L51 241ZM65 237H64V239L66 240ZM105 237H107V238H105ZM253 237H252V239H254ZM15 238L18 239V241L15 240ZM42 238H44V239H42ZM104 238H105V240H104ZM197 238L201 242L198 241ZM211 238H213V239H211ZM224 238H226V239H224ZM4 239H6V240H4ZM19 239H21V240H19ZM28 239H30L31 242L33 240L32 245H30L31 242ZM34 239H39V240H36L34 242ZM58 239L60 242L58 241ZM64 239H63V241H65ZM193 239L195 240V242ZM203 239L204 240L207 239V241L206 240L205 241L208 243H210V240L213 241V240H219V239H220L219 242L220 241L221 242L219 244L217 241L216 242L211 241L210 246H211V244H213L215 246L216 243H218L219 245L216 244L217 250H215V247H213V246H212L213 250H210V248L212 249V247L208 248L207 247L208 245L206 246V244H208V243H206ZM228 239H230V240H228ZM22 240H24V241L26 240L28 244L26 242H22ZM102 240H103V242H102ZM2 241H4V244H6V245H7V243H8V245H11V248H10V246L8 247V245L7 246L5 245L6 247L5 246L2 247L1 245H4V244H2L3 243ZM37 241H40V242H38L39 243L38 246H37ZM47 241H48V243H47ZM173 241H175V242H173ZM190 241H192V242H190ZM196 241H197V243H196ZM202 241H204L206 244L203 243ZM50 242H51V244H50ZM87 242H89V243H87ZM198 242H200V243H198ZM99 243H100V245H99ZM186 243H187V245H185ZM201 243H203V244L200 245L199 247H197ZM40 244L42 245V247L44 245L45 246L47 245L48 248H46V247H43L45 249H43L42 247L39 248V246H41ZM48 244H50V245H48ZM93 244H95V245H93ZM192 244H194V246ZM232 244H235L236 247ZM109 245L110 246L112 245V246L110 247ZM189 245H190V247L193 246L192 249H194V247H196L194 249V251H192V249L189 247ZM50 246H53L55 248L53 249V247L51 248ZM60 246L61 245H59V247ZM204 246H205V250L203 249ZM232 246L235 250L232 249ZM242 247L244 248V246H242ZM98 248L99 249L101 248V250H99ZM188 248H189V250H188ZM1 249H3V250H1ZM57 249H58V247H57ZM196 249L197 250L199 249V251H197ZM206 249H208V250H206ZM230 249L232 251L233 250L234 251L231 252ZM43 250H46L47 252L45 251V253H44ZM49 250L52 252H50ZM227 250L230 254H228V252H225ZM48 251H49V255H51L50 257L47 254ZM187 251L188 252L190 251L189 253L192 254V255H190V257H188L189 253ZM42 252L44 253V255ZM193 252L196 254V256L199 255L197 258L194 257L195 259L192 258V256H195V254ZM196 252H199L200 254H198ZM104 253H106L108 255H106ZM222 256H224V255H222ZM171 257H174V258L172 259ZM180 257H182V258L184 257V258L182 259ZM8 258H9V262L8 261L6 262V260H8ZM12 258H13V260H12ZM41 258H45V259H43L45 261L43 262V260ZM83 258H85V257H83ZM83 258H82V260H84ZM92 258H94V257H92ZM3 259H5L4 262H3ZM192 259H193V261H191ZM82 260L80 262H82L83 264H90L91 263V261L87 260V258L85 259L86 261L85 260L82 261ZM187 260H188V262H187ZM40 261H42V263ZM87 262H89V263H87ZM49 264H51V263H49ZM207 264H208V262H207Z\"/></svg>",
    "mask_w": 264,
    "mask_h": 264
},
{
    "label": "bare ground",
    "instance_id": "obj_2",
    "mask_svg": "<svg viewBox=\"0 0 264 264\" xmlns=\"http://www.w3.org/2000/svg\"><path fill=\"white\" fill-rule=\"evenodd\" d=\"M253 0H194V1H192V3L194 4V5H192V3H190L192 6H193V9H194V12L192 11V9L190 10V4H188L189 6H188V8H189V10L191 11V13H190V11H188L187 13H189V14H186L185 13V15H189V21H190V24H189V22H187V24H189L190 25V27H189V31L190 30H192V32H194L195 34L194 35H196V37H198V39H199V42L200 43H198L197 42V45L199 44V45H201V47L203 46V48H204V46H206V47H208V48H206V49H208L209 50V48L212 50H215V51H217V53H215V51H212V53H215V56L218 54H220V53H223L222 51H220V49H218V47L217 46H215L214 44H212V43H210V42H208V41H206V38L205 37H203V34H202V30H207V31H209L210 33H216V30H214V29H211V28H209V29H205L204 28V26H207V25H209L211 22H209V21H207L208 20V18L209 19H211V16L213 17V16H217V19L218 20H220V22L222 23V28H221V31H220V33L223 35H225V33H227L226 31H230V30H232V29H234L235 27H240V26H243V24L244 23H242V22H247V21H252V23L250 22L249 24H247V23H245L246 25H244V27L246 26V29L244 28V33H242V34H240L239 35V45H243V46H246V48H250V49H248L246 52L248 53V54H246V55H244V54H242V56H246L245 58H243L241 55H230L229 56V59H227L226 58V60H229V62H230V65H232L233 67H235V68H237V70H239V72L241 73V76L243 75L245 78H247V77H249V74H251L250 73V71H249V64L251 65L252 63L253 64H258V65H261V66H264V6H262V5H258V4H256V3H254V2H252ZM138 3V2H137ZM141 3V2H140ZM144 3L142 2V5H143ZM133 6H135V5H133ZM138 7V6H137ZM137 7H133V8H136V11H137ZM139 7H143V6H139ZM187 8V6H186V8L185 9H188ZM140 9V8H139ZM140 11V10H139ZM183 11H184V9H183ZM134 12H135V9H134ZM186 12V11H185ZM195 13H197L196 15H195ZM135 14V13H134ZM194 14V15H193ZM253 14V15H252ZM243 15V16H242ZM252 16H255V18H252ZM136 16H134V18H135ZM205 17L207 18V19H205ZM9 18V17H8ZM249 18V20H247ZM252 18V19H251ZM11 19H12V22H14V21H19L18 19H16V18H12L11 17ZM13 19H16V20H13ZM214 20H216V18H213ZM254 19V20H253ZM187 20V21H188ZM2 21V20H1ZM0 21V63L3 61L4 62V60L6 61V60H8L9 62H10V64H11V60H15V62H17V60H18V63H19V60H25V58H28V57H30L31 59L33 58V59H37V60H39V59H41L42 58V63H40V64H42L41 66H43V68L45 67L44 66V64H45V56L46 55H44V54H41V53H44V52H40V50H38V49H40V48H38L37 47V45L35 44V43H33V41H31L32 43H28V41H27V39H26V42L28 43V44H32L35 48H32L31 46L32 45H30L29 47L27 46L26 48H25V46L27 45L26 44V42H24L23 41V39H21L20 37H18V38H20V41L21 42H19V40H18V38L16 39V38H14L15 36H17V35H15L14 34V36L13 35H11L12 33H15V32H13V31H20L18 28H14V27H18V26H14V24L16 23V22H14V24L13 25H11V26H9V22H7L6 21V19H5V24H2V22ZM8 21H9V19H8ZM11 21V20H10ZM211 21V20H210ZM213 21V20H212ZM3 22H4V20H3ZM6 22H7V25H6ZM12 22H11V24H12ZM135 22H137V19L135 20ZM134 22V23H135ZM138 22H139V20H138ZM207 23V24H206ZM22 23H20V25H21ZM186 24V25H187ZM15 25H17V24H15ZM19 25V27H23V24L20 26ZM141 25V24H140ZM185 25V26H186ZM5 26L8 28V26L11 28L12 26H14L13 28H11V29H15V30H11V31H9L10 29H7L6 30V28H5ZM136 26H137V24H136ZM188 27V26H187ZM186 27V28H187ZM141 28V27H140ZM17 29V30H16ZM22 29H26L25 27L24 28H22ZM133 29H134V27H133ZM131 30V31H125V33H122L121 32V34L119 35H117V36H113L112 35V37L111 36H109V37H104V36H102L103 37V39H102V37H100V39H98V40H101L100 42L102 43L103 42V45L98 41H95V40H91V41H84L83 42V40H81L82 42H83V44L81 45V46H77V49L76 50H72L73 52H70L69 51V49H67L69 52H66L64 55L63 54H61V55H63V57H65L64 59L62 58V56H61V60L60 61H58V64L61 62V63H64V64H66L67 66L69 65V66H72L73 65V63H75V65H77L78 63H79V61H77V60H79V58H86L87 60L88 59H90L91 61L93 60V61H95L93 64L94 65H96L95 66V72H93L94 73V75L93 74H91L90 72H88L87 74H89V75H92V77H100V76H103L104 75V78H105V80L106 79H108V78H113V79H116L118 82H115V80H107V81H110V83L113 81V84H115V87L113 86V88H112V86L110 87V83L108 82L107 84H105L104 82H103V84L104 85H106V86H108L107 87V89H105V90H103V88H102V90H101V95H102V92L103 91H108V92H104V94H106V97L104 98V99H106L107 98V96H109V93H110V96H111V94H113V96H114V94L116 93V92H121L120 90V86L119 85H116V83L117 84H121V83H124V86H125V88L126 87H128V90H129V93H130V91H131V89H135L136 90V94H135V91H131V93H133L134 92V94L137 96V94H138V92L141 94L143 91H144V89H143V91H142V89L140 90L139 88L140 87H145V89H146V93L144 92V94L143 95H145L146 94V96L145 97H143V98H141V99H143L144 100V98H145V101H143L147 106H148V108H150V109H152V111L153 112H156V114L158 113V114H160L159 112H163V111H161L162 109H161V107L163 108V107H165L166 105V103H167V105L169 106V104L170 103H172V92H173V90H174V88L176 87V84L174 83L175 82V80H176V78L175 79H173L172 78V80L170 81L169 80V78L170 77H172L173 75H171V72H170V70H169V68L168 69H166V60H167V58H169L170 56V54H169V51H168V48L170 47V44H169V41L167 40V39H160L159 37H151L150 39H148V40H146L145 42H143V49H141V51H142V53H140L139 55V58H134V61L132 62V58H131V62H129L127 59H125V57H126V55L124 56L123 54L125 53H121V52H123V49L125 50H127L128 49V47H129V45H127L128 44V42H129V44H130V47L129 48H131V39L136 35V32L138 33L139 31L137 30L136 31V29H139V28H136V29H134V30ZM188 29V28H187ZM186 29V30H187ZM11 32L10 33V35H9V32ZM16 32V34H18V33H22V32H25V31H27V29L25 30V31H23L22 30V32L20 31V32ZM188 31V30H187ZM8 32V33H7ZM191 32V31H190ZM23 34V33H22ZM22 34H20V36L22 35ZM140 34V33H139ZM25 35H27V32H25ZM60 35H62V34H60ZM138 35V34H137ZM136 35V36H137ZM141 35V34H140ZM11 36H13L12 37V39H11ZM135 36V37H136ZM22 38H24V35L23 36H21ZM27 37V36H26ZM25 37V38H26ZM56 37H57V34H56ZM62 37H63V35H62ZM137 37H139V36H137ZM13 38L17 41V42H19V43H16L15 42V40L14 41H12L13 40ZM25 38H24V40H25ZM59 38V35H58V37H57V39ZM140 38V37H139ZM138 38V39H139ZM63 39V38H62ZM59 40V39H58ZM60 40H61V38H60ZM85 40H87V39H85ZM130 40V41H129ZM133 41H134V39H132ZM77 41V40H76ZM76 41L74 42L73 41V44H72V49L74 48L73 46H75V48H76V45L79 43H82V42H79V41H77L78 43H76ZM132 41V42H133ZM25 43V45H21L20 46V43L22 44V43ZM30 42V41H29ZM76 43V44H75ZM98 43V44H97ZM99 43L102 45L101 46V48H99L98 47V45H99ZM258 46H257V45ZM128 47H127V46ZM256 45V46H255ZM39 46V45H38ZM100 46V45H99ZM126 46V48H124ZM142 46V45H141ZM140 46V47H141ZM169 46V47H168ZM139 47V48H140ZM198 47V46H197ZM197 47L195 48V49H197ZM200 47V46H199ZM36 48H38V49H36ZM132 48H134V50L132 51L131 49L129 50L128 49V52L129 53H131V52H135L136 50H138L139 48H137V49H135V47H132ZM204 48V49H205ZM30 50V52H29V50ZM102 49H104V51H102ZM199 49V48H198ZM42 50V49H41ZM64 50V49H63ZM191 50H192V48H191ZM194 50V49H193ZM75 51H76V53H75ZM131 51V52H130ZM218 51L220 52V53H218ZM138 52V51H137ZM137 52H136V54H137ZM140 52V51H139ZM138 52V53H139ZM193 52V51H192ZM191 52V53H192ZM195 52V51H194ZM209 52H211V51H209ZM133 53H131V55L130 56H135V57H137L136 55H134ZM30 54V55H29ZM121 54H122V56H123V58H122V56H121ZM127 54V53H126ZM43 55H44V57H43ZM128 55V56H129ZM119 56H121L120 58H122V60L120 59V61H121V65L123 66L122 68H121V71H122V69H123V73L121 72L119 75L117 74V70H115L118 66H121L120 65V62H118L119 64H117L116 63V65H118L116 68L115 67H111V69H114L115 71H113L112 70V72L110 71L111 69H110V67H109V58H111V57H119ZM127 56V58L129 59V57ZM35 57V58H34ZM219 57V56H218ZM220 57H222V55L220 54ZM225 57V56H224ZM23 58V59H22ZM43 58H44V60H43ZM47 58H48V56H47ZM47 58H46V64L48 63L49 65L51 64H57V62H55L54 63V61L52 62L51 61V59L50 58H48L52 63H49V62H47ZM171 58V57H170ZM10 59V60H9ZM62 59L64 60L63 62H62ZM77 59V60H76ZM80 59V60H81ZM221 59V58H220ZM30 60V59H29ZM48 60V61H49ZM89 60V62H91ZM119 60V59H118ZM117 60V61H118ZM27 61H28V59H27ZM27 61H25V62H23V61H21V62H23V63H27ZM30 61H33V60H30ZM43 61H44V63H43ZM83 59H82V63H83ZM171 61V60H170ZM7 62V61H6ZM13 62V61H12ZM21 62H20V64H21ZM40 61H38V63H39ZM76 62H78V63H76ZM88 62V61H87ZM167 62H169V61H167ZM228 62V61H227ZM228 62V63H229ZM14 63V62H13ZM33 63V62H32ZM34 63H35V61H34ZM37 63V64H38ZM81 63V64H82ZM85 63H86V61H85ZM85 63H83V67L85 66L84 64ZM173 62H171L170 64H172ZM2 65L3 64H5V63H1ZM1 64H0V66H1ZM24 64V65H25ZM27 64H29V66H30V63H29V61H28V63ZM36 64V65H37ZM40 64H38L39 66H40ZM45 64V65H46ZM47 64V65H48ZM12 65V67L15 65H13V64H11ZM35 65V64H34ZM47 65H46V68H47ZM52 65V66H53ZM163 65H165L164 67H165V69H163ZM173 65V64H172ZM16 66H18L17 64H16ZM16 66H14V68L16 67ZM28 66V65H27ZM28 66V67H29ZM31 66H33V65H31ZM29 67L30 68V70L32 69V67ZM62 66V67H61ZM61 66H58L59 67V69H60V67L63 69L64 67H65V65H64V67H63V64L61 65ZM66 66V67H67ZM69 66L67 67V70L69 69H71V67L69 68ZM20 67V66H19ZM19 67H18V69H19ZM24 67H26V65L24 66ZM37 67V66H36ZM53 67H55V66H53ZM58 67H56V68H58ZM78 67V66H77ZM76 67V68H77ZM80 67V66H79ZM83 67L82 68H80V69H82L81 71H83ZM169 67H170V65H169ZM1 68V67H0ZM20 68H22V67H20ZM34 68H35V66H34ZM33 68V69H34ZM43 68H41V69H38V70H40V71H42V69ZM74 68L75 67H73V69H71L70 70V72H72V70H74ZM85 68L86 67H84V71L85 72H83L84 73V75H86L85 73L87 72L86 70H85ZM120 68V67H119ZM118 68V69H119ZM15 69H17V68H15ZM25 69V68H24ZM27 69V68H26ZM26 69H25V71H26ZM48 69V68H47ZM46 69V70H47ZM61 69V70H62ZM79 69V70H80ZM9 70V69H8ZM14 70V69H13ZM29 70V69H28ZM30 70H29V72H30ZM69 70H68V72H69ZM78 70V71H79ZM88 70V69H87ZM2 72H0V74L2 73L3 74V70H1ZM12 71V70H11ZM34 71H35V69H34ZM37 71V70H36ZM44 71V70H43ZM63 72L65 71V70H62ZM77 71V70H76ZM118 71H120V69L118 70ZM162 71V72H161ZM164 71V72H163ZM5 72V71H4ZM10 72V71H9ZM12 72H14V71H12ZM22 72V73H21ZM20 73L23 75L24 73H23V69H22V71H21ZM28 71H26V73H27ZM31 72H33L32 70H31ZM68 72H66V74L68 73ZM173 72V71H172ZM177 72H179V71H177ZM176 72V73H177ZM6 73V72H5ZM4 73V74H5ZM80 73V72H79ZM176 73H175V75H176ZM183 73V72H182ZM1 74V75H2ZM9 74H11V73H9ZM30 74V73H29ZM29 74H27V75H29ZM72 75H73V72L71 73ZM75 74L76 73H74V75L73 76H75ZM77 74H78V72H77ZM239 74V73H238ZM1 75H0V77H1ZM20 75V74H19ZM26 75V74H25ZM26 75V76H27ZM68 75H70L69 73H68ZM67 75V76H68ZM71 75V77L70 78H72L73 76ZM81 76L83 75L82 74V72H81V74H80ZM118 75V76H117ZM77 76V75H76ZM75 76V77H76ZM79 76V75H78ZM106 76V77H105ZM109 76V77H108ZM242 76V77H243ZM8 77H9V75H8ZM19 77V76H18ZM18 77H16L15 76V78H18ZM20 77H21V75H20ZM28 77V76H27ZM88 77V79H89V76H87ZM108 77V78H107ZM181 77H183V76H181ZM258 77V76H257ZM22 78V77H21ZM24 78H26V77H24ZM24 78H22L23 80L22 81H24ZM91 78V77H90ZM100 78H102V77H100ZM99 78V79H100ZM184 78V77H183ZM171 79V78H170ZM178 79H181V81H183L182 80V78H178ZM248 79V78H247ZM261 79V80H260ZM263 79H264V77H263ZM27 80V79H26ZM89 80H91V79H89ZM92 80H93V78H92ZM95 80H97V79H95ZM174 80V81H173ZM256 80H257V78H256ZM261 82H260V81ZM12 81H15V80H12ZM16 81H17V79H16ZM15 81V82H16ZM18 81H20L21 82V80L19 79ZM107 81H105V82H107ZM169 81H170V83L172 84V82H173V84H172V86L174 87H171V84H170V86L169 87H165L166 85H168V83H169ZM15 82H13V83H15ZM20 82H18V83H20ZM26 82V81H25ZM96 82V81H95ZM95 82L93 81V83L95 84ZM100 82H101V80H100ZM115 82V83H114ZM168 82V83H167ZM258 82H260V85H259V83L258 84H256L257 86V88H258V92H257V90H256V94H257V96L258 97H260L261 98V100H262V102L258 105V106H256V109L254 108V107H252V106H249V109L250 110H252V108H253V112L254 113H256V112H258L259 114L260 113H263L264 114V81H262V78H261V76L258 78ZM22 83V82H21ZM90 83V82H89ZM98 83V82H97ZM96 83V84H97ZM176 83H178L177 82V80H176ZM179 83H180V81H179ZM261 83H263V85L261 84ZM87 84H88V82H87ZM101 84H102V82H101ZM174 84H175V86H174ZM91 85V84H90ZM103 85V86H104ZM122 85V84H121ZM89 86V85H88ZM102 86V87H103ZM106 86H104V88L106 87ZM123 86V85H122ZM121 86V87H122ZM123 86V87H124ZM259 86V87H258ZM262 86V87H261ZM137 87H139L138 89H137ZM172 88V92L171 91H168L169 93H167L166 92V90L164 91V89H166V88ZM124 88V89H125ZM130 88V89H129ZM256 88V89H257ZM119 90V91H116V90ZM113 90H115L114 92L115 93H113L112 91ZM128 90H127V88L124 90V92L125 91H127V92H125V95H127L126 93H128ZM137 90H140V91H137ZM142 91V92H141ZM166 92V93H164V92ZM122 92H123V90H122ZM194 92V91H193ZM128 93V94H129ZM119 94V93H118ZM123 94V93H122ZM134 94H132V95H134ZM194 94V95H193ZM192 95H193V97L191 96V98H192V100L193 101H199V99H200V101L202 100V99H204V98H202L204 95H205V93H203V91H200V90H198V91H196V92H194ZM124 95V94H123ZM134 95V96H135ZM105 96V95H104ZM103 96V97H104ZM117 93H116V97H114L115 99L117 98ZM135 96V97H136ZM142 97V95H139L138 94V97ZM100 97V96H99ZM120 97H122V95L120 96L119 95V98ZM125 97V96H124ZM127 97V99L130 97H133V96H131L130 94H129V97L128 96H126ZM140 97L139 98H134L133 97V100L135 101L136 99V102H138V100L140 99ZM111 98H113L112 96H111ZM111 98H107V100L108 99H111ZM129 98V100H131ZM101 99H102V96H101ZM104 99H102V100H104ZM118 99V98H117ZM124 99V98H123ZM170 99H171V102L168 104V102L170 101ZM190 99V98H189ZM125 100H126V98H125ZM238 100V99H237ZM240 100V99H239ZM101 101V100H100ZM141 100H139V102H142ZM165 101V102H164ZM190 101H191V99H190ZM193 101L191 102V103H193ZM200 101H199V104H200ZM103 102V101H102ZM104 102H106L105 100H104ZM103 102V103H104ZM189 101H187V103H188ZM162 103H164V104H162ZM173 103H175V102H173ZM195 103V102H194ZM176 104V103H175ZM174 104V105H175ZM189 104V103H188ZM187 104V105H188ZM202 104V103H201ZM235 104H236V102L234 103V104H232L234 107H235ZM238 104V103H237ZM237 104H236V106H237ZM140 105H142L141 103H140ZM161 105H164V106H161ZM171 105V104H170ZM173 104H172V106L173 107H171L170 106V108H172L171 110L169 109V112L168 111H166L164 108H163V110H165L164 112L165 113H172V111H174V108L176 107V106H174ZM168 106H167V108H168ZM178 106V105H177ZM60 107V106H59ZM58 108V107H57ZM60 109V108H59ZM149 109V110H150ZM161 109V110H160ZM176 109V112H177V109L178 108H175ZM232 109H233V107H232ZM234 109H236V108H234ZM61 110V109H60ZM163 112V113H164ZM175 112V113H176ZM248 112V111H247ZM236 113V112H235ZM154 113H152V114H150V115H153ZM156 116V115H155ZM256 116V115H255ZM263 116V115H262ZM91 117V115L89 116V118ZM95 116H93V118H94ZM119 117V116H118ZM225 117V116H224ZM88 118V122H87V125H90L91 124V122H90V119ZM253 118H255L254 117V114H253ZM92 119V118H91ZM98 120V119H97ZM264 120V119H263ZM94 123L96 122L97 123V121L96 120H92ZM201 121V120H200ZM222 121H223V123H222ZM221 121V124L219 125V128L217 129V127H218V125H217V127H215L216 128V130H213V131H215L216 133H217V130H218V136L219 135H223V136H221L222 138L225 136V134H229L230 136L231 135H236V136H238V148L236 147L237 146V143H236V146H234V147H232V149H231V151L233 150H235V148H237V153H239V155L240 154H244V155H246L247 153L249 154V152H252V148L254 149L255 148V150L257 151V147L258 148H260V144L258 145V146H256V147H254V145H256L255 144V138L256 137H258V136H260V135H263L264 136V128H263V124H262V126L261 127H259L260 125H257V124H255L254 123V121L252 120V115H251V113L250 114H245V113H242V114H240V116H238V117H231V116H226L223 120ZM92 122V123H93ZM88 123H90V124H88ZM93 123V125H96V123L94 124ZM117 123V122H116ZM118 123H120V122H118ZM193 123V122H192ZM199 123V122H198ZM263 123H264V121H263ZM63 124V123H62ZM62 124H60V125H62ZM120 125H122V122H121V124ZM205 125V124H204ZM204 125H202V126H204ZM56 126H57V124H56ZM55 125H54V127H51L52 128V130L56 127ZM195 126V125H194ZM197 126V125H196ZM200 125L198 124V126L197 127H199ZM213 126V125H212ZM216 126V125H215ZM62 127V126H61ZM90 127H93L92 125L90 126ZM121 128L123 127V126H120ZM201 127V126H200ZM205 128L204 129H206V127L207 126H204ZM210 126L208 125V128H209ZM56 128H58V126L56 127ZM55 128V131H57V129ZM60 128V127H59ZM59 128H58V130H59ZM87 128V127H86ZM89 128V127H88ZM87 128V129H88ZM118 128V127H117ZM124 128V127H123ZM180 128V127H179ZM207 128V129H208ZM214 128V127H213ZM113 129V128H112ZM116 129V128H115ZM119 129V128H118ZM126 129V128H125ZM197 128H195L194 130H196ZM199 129H201V128H198V133H200V131H199ZM204 129H201L202 131H204ZM211 129V128H210ZM209 129V131H210V133H211V131L212 130H210ZM50 130V129H49ZM122 130V129H121ZM182 130V129H181ZM55 131L53 132V131H51V133L53 132V133H55ZM206 132H207V130H205ZM50 131H48V133H49ZM111 132H114V131H111ZM111 132H108L107 134V136H106V134H104L105 136H106V140H108V139H113V140H111V141H113L114 142V140H115V143H116V139H117V142H118V140L120 141V137L121 136H119L121 133H117V135L116 134H114V133H111ZM120 132V131H119ZM196 132L197 131H195V134H196ZM214 132V133H215ZM53 133L52 134H49L48 136L50 137L51 135H53ZM123 133V132H122ZM197 133V134H198ZM209 133V132H208ZM208 133L206 134V137H203V140H204V138H205V140H206V142L208 143V141H207V136H208V138H213V137H209V135H208ZM209 133V134H210ZM214 133H212L213 135H216V134H214ZM195 134H194V136H195ZM196 134V135H197ZM201 135L202 134H204V133H200ZM199 134V135H200ZM204 134V135H205ZM103 135V136H104ZM211 135V134H210ZM104 136V137H105ZM117 136H119V137H117ZM193 136V138L195 139L196 138V136L194 137ZM212 136V135H211ZM217 136V135H216ZM215 136V138H217ZM228 136V135H227ZM230 136H229V138H230ZM263 136H261L262 138H263ZM81 137H83L82 139V142H84L85 140H84V136H81ZM115 137H117L116 139H115ZM192 137V136H191ZM198 137V136H197ZM201 137V136H200ZM201 137V138H202ZM221 137H219V138H221ZM108 138V139H107ZM119 138V139H118ZM215 138L213 139V140H215ZM218 138V140L221 142L222 140V138L221 139H219ZM224 138H228V137H224ZM223 138V139H224ZM233 138V137H232ZM234 138H236V137H234ZM226 139V141L227 140H229V145L230 146H233V144L231 145V143L230 142H232L233 140L235 141L236 139ZM87 139H90V137H87ZM86 139V140H87ZM188 139V138H187ZM198 139H200V138H198ZM259 140H260V138H258ZM105 140V139H104ZM190 140H191V138H190ZM218 140L216 139V141L218 142ZM259 140H257L256 142H258ZM195 141V140H194ZM196 141H198L197 139H196ZM195 141V142H196ZM216 141H214V142H216ZM223 141H225V140H223ZM233 141V142H234ZM262 141V140H261ZM80 142V141H79ZM88 142V141H87ZM86 141L84 142V143H82V144H85V143H87ZM112 142V143H113ZM187 142V141H186ZM191 142H193L192 140H191ZM195 142H193L194 144H195ZM205 142V143H206ZM216 142V143H217ZM219 142V146H220V144H223V143H225V142H222V143H220ZM114 143V144H115ZM183 143V142H182ZM188 143V142H187ZM190 143V142H189ZM189 143L187 144V145H189ZM197 143H199V142H197ZM197 143H196V145H197ZM202 143V142H201ZM200 143V144H201ZM261 143V142H260ZM80 144V143H79ZM96 144V143H95ZM100 144L101 143H99V146H100ZM113 144V145H114ZM185 144V143H184ZM192 144V143H191ZM218 144V143H217ZM226 144H228L227 142H226ZM264 144V142H262V145ZM86 145V144H85ZM85 145H83V146H85ZM92 145V144H91ZM94 145V144H93ZM98 145V144H97ZM97 145H94V146H97ZM186 145V144H185ZM195 145V146H196ZM208 145V144H207ZM211 144H209V146H205V148H207V147H210V149H209V151L211 152V151H213V150H211L212 149V146L214 145L213 143H212V146H210ZM216 145V144H215ZM214 145V146H215ZM83 146L81 145V147L83 148ZM204 146V145H203ZM213 146V147H214ZM217 146V145H216ZM223 146V145H222ZM229 146V147H230ZM80 146L78 147V150H79V148L80 149H82ZM87 149L88 148H90L91 149V146H90V144H88L87 146ZM86 147L84 148L85 150H86ZM182 147V146H181ZM191 147H193L192 145L191 146H188L187 148H188V150L190 149ZM200 147V146H199ZM218 147V146H217ZM224 147V146H223ZM226 147V146H225ZM264 147V146H263ZM262 147V149L264 150V148ZM185 148V147H184ZM205 148H203L204 150H205ZM216 148V147H215ZM220 148H221V146H220ZM219 148V149H220ZM228 148V146L225 148V149H227ZM234 148V149H233ZM33 149V148H32ZM90 149H89V152H91L90 151ZM93 149H94V147H93ZM199 149V148H198ZM198 149L196 150V148L194 147V152H196V151H198ZM202 149V150H203ZM217 149V148H216ZM219 149H217V150H219ZM225 149H224V151H225ZM230 149V148H229ZM228 149V150H229ZM262 149L260 148L259 150H261L262 151ZM35 150V149H34ZM83 150V149H82ZM187 150V149H186ZM191 150V149H190ZM196 150V151H195ZM33 151V150H32ZM80 152H83V151H81V150H79ZM78 151V152H79ZM206 151V150H205ZM215 151V150H214ZM223 151V150H222ZM222 151L220 152V150H219V152L220 153H222ZM230 151V152H231ZM232 151V152H233ZM254 151V150H253ZM255 151V152H256ZM31 152V151H30ZM88 152V153H89ZM100 152H101V150H100ZM99 152V153H100ZM199 152H202L201 151V149L199 150ZM204 152V151H203ZM202 152V153H203ZM217 152V151H216ZM218 152V153H219ZM232 152L231 153H229V155L231 154V155H233L232 154ZM255 152H253L254 154H255ZM259 152V151H258ZM264 152V151H263ZM263 152H261V153H263ZM34 153V152H33ZM186 153V152H185ZM184 153V154H185ZM197 153V152H196ZM195 153V154H196ZM208 153V152H207ZM206 153V154H207ZM218 153H217V155L215 154V153H213L214 155H216L217 156V158H218V156L219 155H221V154H219L218 155ZM225 152H223V154H224ZM228 153H226V154H224V155H222V156H225V155H227V156H225V157H227V159H230L229 157H228ZM233 153H235V151L233 152ZM257 153V152H256ZM260 153V152H259ZM31 154V153H30ZM79 154V153H78ZM85 154H86V152H85ZM84 154V155H85ZM103 154H105V150H104V153ZM187 154V153H186ZM195 154L193 155L194 157H195ZM203 154H205V153H203ZM203 154H200V156L201 155H203ZM209 155H210V153H208ZM208 154H207V156H208ZM247 154V155H248ZM252 154V153H251ZM81 155V154H80ZM83 155V156H84ZM89 155V154H88ZM99 155V154H98ZM105 155H107V153L105 154ZM105 155H104V157H105ZM182 155V154H181ZM180 155V156H181ZM190 155H191V153H190ZM199 155V154H198ZM211 155H212V153H211ZM210 155V156H211ZM236 155H238V154H236ZM257 155H258V153H257ZM263 155V154H262ZM261 155V156H262ZM30 156V155H29ZM186 156V155H185ZM235 156V155H234ZM240 156H242V155H240ZM253 157L255 156V157H259V156H256V154L255 155H252ZM89 157H90V155H89ZM87 155H85L84 156V158L86 159V158H89ZM98 157H101L100 155L98 156ZM202 157V156H201ZM215 157V156H214ZM233 157V156H232ZM248 157H251V155H249ZM253 157H251V159L250 158H247V159H250V160H253L252 158ZM79 158H80V156H79ZM102 158V157H101ZM107 156L105 157V159L104 158H102V160H107ZM177 158H179V156L177 157ZM176 158V159H177ZM189 158H191V157H189ZM197 158V157H196ZM196 158H193V160H195ZM205 158V157H204ZM206 158H208V157H206ZM210 158H213V155L210 157ZM224 157H222L221 158V156H220V159H223ZM235 158V157H234ZM237 158V157H236ZM241 158V160H243L242 158H245V156L243 157H240ZM256 158V159H257ZM260 158V157H259ZM262 158V157H261ZM82 159H83V157H82ZM84 159V160H85ZM186 159V158H185ZM192 159V158H191ZM219 159V158H218ZM219 159V160H220ZM246 159V160H247ZM255 159V158H254ZM97 160H100L99 158L97 159ZM95 161V162H98V161ZM140 160V159H139ZM138 160V161H139ZM170 160H172V159H170ZM169 160V161H170ZM177 160H179V159H177ZM181 160V159H180ZM179 160V161H180ZM189 160V159H188ZM197 160V159H196ZM196 160H195V162H196ZM206 160V159H205ZM204 160V161H205ZM210 161H211V159H209ZM217 160V159H216ZM226 160V159H225ZM231 160V159H230ZM238 160V159H237ZM236 160V161H237ZM259 160H261V159H259ZM259 160H257L258 162H259ZM89 161V160H88ZM101 161V160H100ZM99 161V162H100ZM167 161V160H166ZM176 160H174V162H175ZM178 161V162H179ZM184 161V160H183ZM203 161V162H204ZM214 161V160H213ZM218 161V160H217ZM217 161L215 162V163H217ZM223 161V160H222ZM234 161V160H233ZM244 161V160H243ZM254 161H256V160H254ZM262 161V160H261ZM97 163L98 164V167L100 168V163ZM102 162H104V161H102ZM171 162H173V160L171 161ZM187 162H189V161H187ZM202 162V161H201ZM225 162V161H224ZM230 162V161H229ZM229 162H228V164H226V165H229ZM245 162V161H244ZM85 163H89V162H87V160L85 161ZM191 163V162H190ZM198 163H200V162H198ZM198 163H194V165H196V164H198ZM218 163H221L222 164V162H218ZM227 163V162H226ZM240 163V162H239ZM247 163H249V161L247 160ZM250 163H251V161H250ZM82 165H83V163H81ZM92 164V163H91ZM103 164V163H102ZM166 164H168L169 165V162L167 161V163ZM174 164V163H173ZM178 164V163H177ZM193 164V163H192ZM201 164H203L204 165V163H201ZM200 164V165H201ZM225 164V163H224ZM233 164H235V166H236V163H233ZM246 164V163H245ZM244 164V167H246V168H248V166H246ZM256 164V163H255ZM260 164V163H259ZM5 165V164H4ZM8 165V164H7ZM88 165V164H87ZM105 164H103V166H104ZM168 165H165V167L163 168V170L165 169V168H167L168 170L170 169V167H172L173 168V166L177 169V167L179 166H175V165H172L171 164V166L170 167H168ZM182 165V164H181ZM180 165V166H181ZM205 165H207V161H206V163H205ZM209 165V164H208ZM207 165V166H208ZM218 165V164H217ZM223 165V164H222ZM221 165V166H222ZM225 165V169H226V166ZM240 166H241V164H239ZM243 165V164H242ZM249 165V164H248ZM254 165V164H253ZM90 166V165H89ZM97 166V165H96ZM141 166V165H140ZM180 166H179V168H180ZM188 166V165H187ZM210 166V165H209ZM213 166V165H212ZM219 166V165H218ZM224 166V165H223ZM251 166V165H250ZM256 166H257V164H256ZM263 166V165H262ZM84 167L85 168H87L86 170H87V172H88V169L89 168H91V167H89L88 168V166L86 167L85 165H84ZM83 167V168H84ZM95 167V166H94ZM181 167H184V166H181ZM197 167H198V165H197ZM195 168L194 169V167L192 168V170L190 169V171L192 172L193 171V169L197 172V169H200V171H201V169L202 168H200V167H202V165L200 166V167H198V168ZM214 167L215 166H213L212 168L214 169ZM229 167H230V165H229ZM251 167H253V166H251ZM251 167H249L248 168V170H247V172L249 171V169L251 168ZM255 167V166H254ZM260 167V166H259ZM84 168V169H85ZM98 168V169H99ZM170 169V171L171 170H173V169ZM185 169H184V172L183 171H181L182 172V174L184 175L186 172H190L188 169H187V171H186V168L187 167H184ZM203 168H204V166H203ZM219 167H217V169H218ZM224 167H222V168H219V170L220 169H223ZM228 168V167H227ZM92 169H93V167L91 168V172H92ZM96 169L97 168H95V170H94V172H95V174H96V172H98V171H96ZM101 169H102V167H101ZM101 169H100V171L99 172H101ZM181 169V168H180ZM183 169V168H182ZM206 169V168H205ZM208 169V168H207ZM206 169V171L208 172L209 170L210 171H216V169H214V170H211L210 168L207 170ZM229 169V168H228ZM232 169V168H231ZM255 169V168H254ZM259 169V168H258ZM257 168H256V171L258 170ZM86 170H85V173H84V176L86 175ZM162 170V169H161ZM234 170H235V167H234ZM233 170V171H234ZM240 170H241V168H240ZM243 170V169H242ZM89 171H90V169H89ZM102 171H104L103 169H102ZM160 171V170H159ZM177 172H178V170H176ZM179 171V172H180ZM195 171L193 172V174L195 175ZM205 171V172H206ZM223 171V170H222ZM220 171V173L222 174L223 172V174H225V171H227V169L225 170V171ZM231 171V170H230ZM255 171V170H254ZM259 171H261V170H259ZM84 172V171H83ZM82 172V173H83ZM91 172H90V179L92 178L93 179V177H91ZM167 172H169V171H162V173H164V174H160V172H159V174L156 172V175L155 174H153V175H151V178H152V176H156V178L152 181V179L151 178H149V180L150 181H152V182H148V183H150L149 185H151V183H152V190L150 191L149 189H148V191L145 193L144 191L146 190H144L143 192H142V196H143V194H149L150 195V193L151 192H153L154 193V198L155 197H157V194L158 193H160V191H158V186L157 185H159L158 184V182H165V180L168 178V176H170V178H168L167 180L169 181V179H172L171 178V176L173 177V173L171 174V175H167L168 173ZM176 172V173H177ZM178 172V173H179ZM203 172V171H202ZM201 172V173H202ZM247 172H245V174H247ZM251 172H253V170L251 171ZM82 173H81V175H82ZM93 173V172H92ZM102 173V172H101ZM104 173V172H103ZM167 173V174H166ZM176 173H175V169H174V177H176L177 178V176H176ZM177 173V174H178ZM198 173H200V172H198ZM201 173H200V176L199 177H201ZM213 173H215V172H213ZM213 173H208V174H206V176H207V178H202L203 177V175H202V177H201V179H206L207 181H211V182H213L214 184H216V191H217V189H218V197L217 198H215V195H216V193L214 192L215 191V189L213 190V189H211L214 185L211 183L210 184V189L211 190H213L212 192H214L215 194H212L211 192V194L212 195H214V197L213 196H211V197H209L208 196V199H206V200H208V201H206V202H202L201 203V200L203 201L205 198H202L201 199V197L199 198V196H198V199H197V201H199L200 200V202L197 204L198 206V209L199 210H196L197 209V207H196V199L194 198V194H192V197H191V195H189L191 198H192V200L194 199L195 200V202L193 201V202H191L190 201V203H195V204H193V206L195 207V212H197V213H200L199 211L201 210V212H203L202 211V207H201V205H200V203L202 204V206H204L203 205V203L204 204H208V205H206L208 208H209V210H208V213H209V216L211 217V218H209V219H206L205 221H207V220H209V222H210V220L212 221V220H214L215 221V219L216 220H219L220 221V223H222L223 225V227L221 228L220 226L218 227L217 226V229L218 230H222V232L223 231H225V234H224V232L222 233L221 232V234L223 235L224 234V237H226V236H228V234H229V231H230V234H231V237H234V238H232V242H233V239H235L234 241H235V244L236 245H238V247H239V244H237V243H240V249L239 250H237V247L235 246V244H232V245H234L236 248V250L233 248V246H232V249H234L235 250V252H233L231 249H230V251L231 252H233L232 254H234V253H237V254H234L236 257H234L233 255V257L232 256H230L231 254L228 252V250L227 251H225V252H228V254H230V255H228L229 256V258H227L226 256H225V254H220V251L219 250H221L220 248H222V246L224 245V244H227V243H225V241H227V240H222V242L221 243H223L224 242V244L221 246V245H219L220 244V242H219V240H213V241H217L218 243H216L217 245H219V250H218V253L217 254H215L214 252H212V253H210L209 251H208V253H206V252H204L206 255H207V257H208V259H207V262H208V264L210 263V264H264V255H263V257H262V255H259L258 256V254L255 252V254L251 251V249H253L252 247H248L247 246V241L249 242V240H252V241H250L251 243H255V241H258L257 239H259V241H260V239L261 238H259L258 236H255V238L252 236V235H254L255 233L253 232V230L254 231H256L258 228H259V226H258V228L257 229H254V227H252L251 225H253V224H250L249 222H251V221H248V223L249 224H247V222L245 223V222H243V221H246L245 220V218L246 217H244V219H243V209H242V211H241V208H242V206H244V204L246 203V202H248V200H249V196H251L252 195V193L254 192H252V193H250L251 195H249V194H246V192L247 193H249V190L248 189H246V192L244 191L243 192V188L242 189H239V187H240V185L238 186V182H237V186L238 187H236L235 185H233L232 183H231V181H232V179L234 178V176L231 178V181L229 180V179H227L229 176H227L226 177V179H224L223 177H225V176H223V174L222 175H220V173H219V176L217 175V174H213ZM230 172H228V174H229ZM231 173H232V171H231ZM243 173H244V171H243ZM248 173H250V171L248 172ZM87 174H89V172L87 173ZM94 174V173H93ZM94 174V175H95ZM100 174V173H99ZM145 174V173H144ZM159 176H158V175ZM169 174H170V172H169ZM180 174V176H182V174L181 173H179ZM179 174H178V176H179ZM187 174V173H186ZM190 174V173H189ZM189 174H187V175H189ZM204 174V175H205ZM226 174H227V172H226ZM233 174V173H232ZM257 174V173H256ZM0 175H2V174H0ZM97 175H98V173H97ZM102 175V174H101ZM191 175H192V173H191ZM190 175V176H191ZM199 175V174H198ZM3 176V175H2ZM103 176H104V174H103ZM148 176V175H147ZM180 176H179V178L178 179H181L180 178ZM186 176V175H185ZM184 176V177H185ZM193 176V175H192ZM195 176H197V174L195 175ZM205 176V177H206ZM222 176V177H221ZM237 176V175H236ZM241 176V175H240ZM1 177V176H0ZM87 177V176H86ZM95 177V176H94ZM99 177H101L100 175H99ZM189 177V176H188ZM248 177V176H247ZM251 177V176H250ZM253 177V176H252ZM255 177V176H254ZM261 177V176H260ZM4 178V177H3ZM81 178H82V176H81ZM88 178V177H87ZM86 178V180H88ZM176 178L174 179L175 181H176ZM191 178H193V177H190V178H187V176H186V180L187 181H185L184 179V182H188L189 181V179H191ZM197 179L198 177H194L193 179ZM237 178V177H236ZM240 178V177H239ZM238 178V179H239ZM245 178V177H244ZM259 178V177H258ZM257 178V179H258ZM2 179V178H1ZM0 179V180H1ZM69 179H71V178H69ZM85 179V178H84ZM91 179V180H92ZM97 179V178H96ZM96 179H95V183H96V185L97 184H99V183H101L100 181H99V183H97L96 182ZM99 179H103V177L102 178H99ZM99 179H97V180H99ZM199 179V178H198ZM200 179V180H201ZM209 179V180H208ZM235 179V178H234ZM49 180V179H48ZM166 180V181H167ZM236 180V179H235ZM246 180V179H245ZM4 181V179H2V182ZM51 181V180H50ZM67 181H68V179H67ZM70 181H72V179L70 180ZM69 181V182H70ZM89 181V180H88ZM88 181H86L87 183H88ZM171 181V180H170ZM178 181V180H177ZM181 180H179V182H180ZM191 181H192V179H191ZM196 181V180H195ZM195 181L193 182L194 183V185L197 183H195ZM198 181V180H197ZM206 181V182H207ZM237 181V180H236ZM241 181H243L242 179H241ZM2 182H1V185H2ZM49 182V181H48ZM48 182H47V185H48ZM66 182V181H65ZM64 182V183H65ZM73 182V181H72ZM72 182H71V184H72ZM172 182H174L173 180H172ZM178 182V183H179ZM190 182V181H189ZM198 182H200V181H198ZM203 182H204V180H203ZM206 182H204V183H206ZM252 182V181H251ZM52 183H53V181H51V185H52ZM90 183V182H89ZM91 183H94L93 181H91ZM94 183V184H95ZM166 183H168V182H166ZM182 184H184L183 182H181ZM204 183L202 184V185H204ZM208 183V182H207ZM249 183V182H248ZM247 183V184H248ZM4 184V183H3ZM71 184L69 183H65L63 186H62V189H63V191H62V189H61V191L62 192H64V194H65V192H66V194H67V192H69L70 191V186H71ZM157 184V185H156ZM174 184V183H173ZM175 184H177V183H175ZM235 184V183H234ZM240 184V183H239ZM50 185V184H49ZM47 186V187H50V186ZM81 185V184H80ZM84 185V184H83ZM144 185V184H143ZM164 186H159L160 188H162V187H166L165 186V184H163ZM169 185H171V184H169L168 183V186ZM186 185V184H185ZM190 185H191V183H190ZM193 185V186H194ZM199 185H200V183H199ZM198 185V188H193V189H198V191L197 192H201L202 190H199V187H201V186H199ZM207 184H205V186H206ZM73 186H74V184H73ZM145 186V185H144ZM151 186L149 187V188H151ZM157 186V187H156ZM183 186V185H182ZM192 186V187H193ZM196 187H197V185H195ZM194 186V187H195ZM3 187V186H2ZM1 187V188H2ZM46 186H45V188L46 189H49V188H47ZM61 187V186H60ZM146 187L148 188V185H146ZM146 187H144V188H146ZM154 187V188H153ZM179 187V186H178ZM191 188V186H188V188ZM206 187H208L209 188V185L208 186H206ZM244 187V186H243ZM247 187V186H246ZM157 188V189H156ZM180 188V187H179ZM178 188V189H179ZM58 189V188H57ZM170 189V188H169ZM177 189V190H178ZM192 189V190H193ZM201 189V188H200ZM202 189H204L205 190V188H202ZM209 189V190H210ZM250 189V188H249ZM253 189V188H252ZM2 190V189H1ZM0 190V191H1ZM44 190V189H43ZM58 190H60V188L58 189ZM161 190V189H160ZM164 190V189H163ZM203 190V191H204ZM242 190V191H241ZM254 190V189H253ZM44 191H46V190H44ZM83 190H81V192H82ZM149 191H150V193H149ZM193 191H195V190H193ZM193 191H191V192H193ZM47 192V191H46ZM61 192V193H62ZM75 192V191H74ZM164 192V191H163ZM187 192V191H186ZM196 192V193H197ZM206 191H204V192H201L200 194H201V196H203L202 195V193L204 194ZM43 193V192H42ZM53 193V192H52ZM55 193V192H54ZM56 193H57V191H56ZM55 193V194H56ZM71 193V192H70ZM189 193H190V191H189ZM193 193H195V192H193ZM207 193V192H206ZM210 193H207V194H210ZM59 194H60V191H59ZM59 194H57L56 196H58ZM63 193L61 194V196L62 195H64ZM65 194V195H66ZM73 194V193H72ZM71 194V195H72ZM78 194H81V193H78ZM261 194V193H260ZM0 195H2L1 193H0ZM70 195V194H69ZM74 195H75V193H74ZM82 195V194H81ZM80 195V196H81ZM161 195H162V193H161ZM188 195V194H187ZM258 195V197H260L259 196V194H257ZM256 195V196H257ZM262 195H264V194H262ZM55 196V195H54ZM68 196V195H67ZM73 196V195H72ZM79 196V197H80ZM139 197L138 198V196H137V198L139 199H137V206H138V203H140L141 202V199L140 198H143V197ZM145 196V195H144ZM3 197V196H2ZM60 197V196H59ZM63 197V196H62ZM71 197V196H70ZM70 197L68 196V197H64L63 199H66L67 200V198H68V202L66 201V200H64V201H66L65 203L67 204V203H71V202H73L74 200H72L71 201V199L73 198V197H77V199H79L78 198V195L76 194V196H73V197H71V199H70ZM135 197V196H134ZM147 197V196H146ZM162 198H163V196H161ZM205 197H207L206 195H205ZM55 198V197H54ZM127 198V197H126ZM130 198V197H129ZM136 198V197H135ZM150 198H151V196H150ZM196 198H197V196H196ZM262 196L260 197V200L257 198V201L260 203V201H262ZM148 199H149V196H148ZM164 199V198H163ZM190 199V198H189ZM251 199V198H250ZM7 200V199H6ZM11 200V199H10ZM9 199L7 200L8 201V203H10V202H12V200L10 201ZM56 200V199H55ZM54 200V203L55 202H57V201H55ZM59 200V199H58ZM80 200V199H79ZM84 199H81V201L83 202V204H84V201H83ZM122 199H120V201H121ZM124 200V199H123ZM126 200H128V199H126ZM133 200V199H132ZM143 200V199H142ZM146 200V198L142 201V202H144V204L147 202V201H145ZM188 200V199H187ZM253 199H251V201H252ZM10 201V202H9ZM59 201H61V200H59ZM58 201V202H59ZM71 201V202H70ZM76 201V200H75ZM74 201V202H75ZM119 201V200H118ZM130 201V200H129ZM128 201V202H129ZM135 200H133L132 202L133 203H135L134 202ZM153 201V200H152ZM154 201H156V200H154ZM250 201V200H249ZM251 201L249 202V203H251ZM255 201V200H254ZM254 201H252V202H254ZM256 201V202H257ZM76 202H78L79 204H81L82 205V202H79V201H76ZM126 202V201H125ZM127 202V203H128ZM141 202V203H142ZM263 202V201H262ZM262 202L260 203L261 205H262ZM7 202H5L3 205H0V216H4V217H6L7 215L5 214L6 212H7V209L10 211L11 209L10 208H13V212H15L14 211V206H12V207H10L9 205H6V204H8ZM62 203H64L63 202V200H62V202H61V204ZM64 203V204H65ZM121 203V202H120ZM131 203V202H130ZM133 203H132V205H133ZM140 203V204H141ZM149 203H151L150 201H149ZM156 203V202H155ZM264 203V202H263ZM10 204H13V202L12 203H10ZM60 204V203H59ZM59 204L57 205V206H59ZM72 204V203H71ZM75 204V203H74ZM118 204V203H117ZM125 204V203H124ZM139 204V205H140ZM247 204V203H246ZM255 204H257V207H258V203H255ZM56 205V204H55ZM78 205V204H77ZM120 205V204H119ZM126 205V204H125ZM132 205L130 204V205H126V207H129V209L132 207ZM135 205V204H134ZM142 205V204H141ZM140 205V206H141ZM147 205V204H146ZM253 205V204H252ZM251 204H250V206H252ZM6 206H9L10 208H7ZM20 206V205H19ZM18 206V207H19ZM25 205H23V209H25V211H26V209H27V207H29V206H27V207H24ZM63 206V205H62ZM61 206V207H62ZM66 207H68L69 206V204L68 205H65ZM65 206H63V210H64V207ZM71 206L72 205H70L69 207H68V209L69 208H71ZM79 206V205H78ZM118 206V205H117ZM189 206H192V205H189ZM192 206V207H193ZM250 206H249V208H250ZM75 207V206H74ZM77 207V206H76ZM119 207V206H118ZM120 207H122V205L120 206ZM124 207V206H123ZM121 208L122 210H120V211H122V213H119V212H117V213H119L118 214V216H120V214H123V211H124V208ZM139 207V206H138ZM137 207V208H138ZM187 207H188V205H187ZM194 207H193V209H194ZM205 207V206H204ZM203 207V208H204ZM16 208V207H15ZM56 208V207H55ZM54 208V209H55ZM133 208H136V205L134 206V207H132L131 209H133ZM142 208V207H141ZM140 208V209H141ZM143 208H144V206H143ZM151 208V207H150ZM190 208V207H189ZM201 208V209H200ZM208 208H206L205 207V209L207 210ZM255 208V212H254V214L257 212L256 210H259V212L261 211V214H262V211H263V213H264V210H262L263 209V205H262V208L261 207H259V209H256V207H254ZM253 208V209H254ZM19 210H20V208H18ZM18 209H15V210H18ZM22 208H21V211L23 212L24 210H23ZM61 208H59L58 207V210H60ZM61 209V210H62ZM67 209V208H66ZM68 209H67V211L66 212H69L71 209H69V211H68ZM77 209V208H76ZM76 209H75V211H76ZM126 210L128 209V208H125ZM128 209V210H129ZM131 209H130V212H131ZM139 209V208H138ZM205 209H203L204 210V212H206V210ZM251 209H252V207H251ZM18 210V211H19ZM29 210V209H28ZM31 210V209H30ZM79 210V209H78ZM127 210V213L129 212ZM145 210H146V206H145ZM12 211V210H11ZM18 211L16 212V213H14V215L15 216H17V213H18ZM74 211V209H73V211L71 212H69L68 214L66 213V212H64V211H62V212H64L65 214H66V217H64V216H61V217H64V218H62L63 220H65V222H61V217H60V221L58 222L57 221V219L59 220V218H57L56 219V221H57V223H65L64 225H66L67 227H66V230L69 232V234H67V235H65V236H70L69 237V239L67 240V238L65 237V236H63V239H64V237L66 238V240L65 241H63V239H62V237H60V235L59 236H57L56 234H54V233H56V232H54L53 230V232L52 231H50V232H52L55 236H57V238L59 237V238H61L62 240V242H60L59 241V239H58V241L61 243V244H57L56 242H55V244H56V250L57 251H55V247H53V246H50L51 248L53 247V249H54V253H53V255H52V257H51V259L49 258L51 255H49V251H48V255H49V259H48V262L49 263H51V264H83L82 262H80L81 260H82V258L83 257H85V258H83L84 260L87 258V260H90L91 261V263L90 264H102V262H103V259H104V256H103V252L104 251H106V250H108L107 248L105 249V247H106V245H108V244H106L107 243V239L105 240V238H107V237H111L110 239L112 240V236L110 235H106V233H104L105 235L104 236H107V237H105L104 238V240H105V245L103 244L102 246L104 247H102L103 249H104V251H101V252H99L98 253V251H97V254L95 253V255H93V256H91V252L90 251H87L86 250V244L84 243L85 242V240H87V239H85V237L87 236H85V235H83V233L82 232H85V230L84 231H82L81 232V228L79 227L80 225H79V221L78 222H76L75 221V219H73L74 218V215H73V217H72V214L71 213H73V212H75ZM133 212H134V210H132ZM139 210H135V212H138ZM143 211V210H142ZM12 212V213H13ZM29 211H26V213H28ZM109 212H111V210H109ZM113 213H115L114 212V210L112 211ZM130 212H129V215H130ZM133 212H132V214H133ZM140 212V211H139ZM252 212V213H253ZM259 212H257V213H259ZM11 213V212H10ZM20 213V212H19ZM18 213V214H19ZM31 213V212H30ZM30 213H28L29 215H30ZM51 213V212H50ZM76 213V212H75ZM83 213V212H82ZM127 213H125V211H124V214H126V216H127ZM207 213V212H206ZM205 213V214H206ZM243 213V214H242ZM249 213H251V211H249ZM23 214H25V213H23ZM59 213H58V211H57V215H58ZM61 214V213H60ZM59 214V215H60ZM79 214V213H78ZM78 214H76V215H78ZM121 215L122 217H120L121 219L122 218H124L125 217V215ZM6 215V216H5ZM8 215H9V218H11V217H13V218H11L12 220H15V216L13 215V216H11L12 214H9L8 213ZM20 216H22L23 218H24V216H26V215H22V213L21 214H19ZM29 215L28 216H26L27 218L29 217ZM62 215H63V213H62ZM67 215H68V218H67ZM76 215H75V217H76ZM117 215V214H116ZM136 215H137V213H136ZM138 215H140V214H138ZM137 215V216H138ZM251 215V214H250ZM249 215V216H250ZM253 215V214H252ZM258 215V214H257ZM264 215V214H263ZM19 216V217H20ZM54 216H56V215H54ZM53 216V217H54ZM116 217L117 219H118V221H121V219H119V217ZM124 216V217H123ZM143 216V215H142ZM203 216H204V214H203ZM208 215H205V217H209ZM247 216V215H246ZM255 216H256V214H255ZM259 216V215H258ZM261 216V215H260ZM18 217V218H19ZM115 216H114V214H113V218H114ZM141 217V216H140ZM199 218H204V217H202V215H201V213H200V216H198ZM248 217V216H247ZM254 217V216H253ZM9 218H8V221H9ZM17 218V219H18ZM21 218V217H20ZM20 218L18 219V220H20ZM22 218V219H23ZM66 218V219H65ZM78 218H80V216L78 217ZM84 218V217H83ZM126 218H128V217H126ZM126 218H124L125 219V221H127L128 222V220L126 219ZM129 218H131L132 219V221H133V219H134V217H129ZM128 218V219H129ZM243 219V221H242V219ZM7 219V218H6ZM5 218H2V223L0 222V224H2V225H4V224H6L7 225V227L9 228V226L10 227H13V226H11V225H13V224H15L13 221H11V223H9V222H7V220H6ZM31 219V218H30ZM30 219H29V221H30ZM52 219V218H51ZM54 219V218H53ZM116 219V220H117ZM124 219H122V222H123V220ZM130 219V220H131ZM247 219V218H246ZM251 219V218H250ZM261 219L262 218H260V221H261ZM264 219V218H263ZM17 220V222L20 224V222H21V224L23 223L24 225H25V223L27 222H25V221H21L20 220V222ZM24 220H26V218H24ZM114 220H115V218H114ZM116 220H115V222H116ZM129 220V222H132V221H130ZM203 220V219H202ZM32 222L34 221L35 223L36 222H39V221H36V220H31ZM56 221H55V223H56ZM190 221V220H189ZM218 221V222H219ZM255 221H257L256 219H255ZM13 222V223H12ZM16 222V221H15ZM25 222V223H24ZM121 222V225L122 224H124V223H122ZM128 222V223H129ZM134 222V221H133ZM191 222V221H190ZM193 222V221H192ZM195 222V221H194ZM7 223H9L10 225L8 226V224ZM54 223V224H55ZM78 223V224H77ZM83 223V222H82ZM120 223V222H119ZM215 223H217V221L215 222ZM252 223V222H251ZM262 223V222H261ZM17 224V223H16ZM15 224V225H16ZM37 225L35 226L34 224H32V226L31 227H33V229H35L36 228V230L37 229H39L40 228V225L42 226V224L41 223H39L40 225L38 226V223H36ZM62 224V225H63ZM117 224V223H116ZM125 224H126V222H125ZM130 224V223H129ZM137 224V223H136ZM192 224V223H191ZM202 224H204V225H206V223H202ZM207 224H210V223H207ZM212 224V223H211ZM258 224V223H257ZM6 225L5 226H3V227H5L4 229L6 230ZM14 225V226H15ZM18 225V224H17ZM24 225H22V227L23 228H25L24 227ZM29 225V223H27L26 224V226H28ZM31 225V224H30ZM53 225V224H52ZM59 225V224H58ZM58 225H56L57 227H58ZM61 225V224H60ZM115 225V224H114ZM113 225V226H114ZM120 225V224H119ZM119 225H116V227H118ZM131 225V224H130ZM194 225V224H193ZM221 225V224H220ZM252 227H250V226ZM19 226V225H18ZM17 226V227H18ZM21 226V225H20ZM19 226V227H20ZM38 226V227H37ZM56 226L53 228V229H56ZM125 226H128V225H125ZM124 226V227H125ZM187 226V225H186ZM208 226V225H207ZM213 226V225H212ZM212 226H211V228H212ZM215 227H213V228H215V230H217L216 229V225H214ZM255 226V225H254ZM2 227V226H1ZM1 227H0V230H1ZM3 227H2V230H3ZM16 226H15V230H13V231H15V233H18V232H16L17 231V228ZM35 227V228H34ZM43 227V226H42ZM42 227L38 230L39 232H44L43 230H41L42 229ZM60 227V226H59ZM59 227H58V229H56V230H58L59 231ZM63 227H65V226H63ZM82 227V226H81ZM121 226H119L117 229H118V231H120L119 230V228H120ZM123 227V226H122ZM178 227V226H177ZM184 227V226H183ZM188 227V226H187ZM191 227V226H190ZM202 227V226H201ZM201 227H199V228H201ZM226 227V229H230L229 231H228V233L226 232L227 230L225 229L224 230V228ZM257 227V226H256ZM255 227V228H256ZM7 228V229H8ZM21 228V227H20ZM28 228L29 227H27V229H26V232H25V229H23L24 230V232L25 233H27V231H28ZM49 228V227H48ZM52 228V227H51ZM51 228H49V229H51ZM68 228V229H67ZM83 228V227H82ZM115 228V227H114ZM199 228H198V230H199ZM203 228H204V226H203ZM209 228V227H208ZM212 228V229H213ZM22 229V228H21ZM20 229V231H22ZM32 229V228H31ZM31 229L29 228V230L30 231H28V232H32L31 231ZM61 230H62V232H65V233H67V231L65 230V231H63L64 229H62V228H60ZM84 229V228H83ZM82 229V230H83ZM123 228H121V230H122ZM125 229V228H124ZM253 229V230H252ZM259 229H261V228H259ZM1 230V231H2ZM5 230H3L2 232H4ZM19 230V229H18ZM47 230V227L45 228V231ZM127 230H128V228H127ZM186 230V229H185ZM202 230V229H201ZM231 230L233 231V232H231ZM252 230V231H251ZM9 231H11L12 232V229L10 228V230H6V234H1V235H5V236H7V234L9 235ZM117 230H114V232H116ZM117 231V232H118ZM125 231V230H124ZM179 231V230H178ZM180 231H181V229H180ZM195 231H197V229L195 230ZM211 231H213V232H215L216 233V231H214V229L213 230H211ZM259 231V230H258ZM2 232H0V233H2ZM38 232V233H39ZM47 232V231H46ZM49 232V231H48ZM60 232V231H59ZM116 232V233H117ZM121 232V231H120ZM218 232V231H217ZM254 234H253V233ZM13 233V232H12ZM14 233V234H15ZM20 233V232H19ZM22 233V232H21ZM20 233V234H21ZM37 233V235H36V233H32V236H34L33 234H35L36 235V237L35 238H37V236L39 235ZM64 233V234H65ZM107 233H109V232H107ZM111 233V232H110ZM109 233V234H110ZM115 233V235H117V234H119V232L116 234ZM184 233V232H183ZM198 233V232H197ZM207 233H209V232H207ZM220 233V232H219ZM218 233V234H219ZM226 233H227V235H226ZM232 233H234V234H232ZM257 233V232H256ZM13 234V235H14ZM19 234V235H20ZM23 234V233H22ZM29 234V233H28ZM28 234H26V236L28 235ZM46 234H48V233H46ZM45 234V235H46ZM51 234V233H50ZM53 234H52V236H53ZM58 234V233H57ZM86 234H87V232H86ZM114 234V233H113ZM174 234V233H173ZM178 234H179V232H178ZM199 234V233H198ZM220 234V235H221ZM0 235V236H1ZM10 235L12 236V234L10 233ZM9 235V236H10ZM103 235V234H102ZM200 235H201V232H200ZM206 235V234H205ZM214 235H217V234H214ZM219 235V236H220ZM226 235V236H225ZM232 235H234V236H232ZM256 235V234H255ZM257 235H259V234H257ZM5 236H4V238H5ZM8 236V237H9ZM18 237V235H16L15 234V237ZM25 236V235H24ZM25 236V237H26ZM32 236H28V237H31V238H34V237H32ZM41 235H39V237H40ZM44 236V234L42 235V237ZM49 236V235H48ZM182 236V235H181ZM198 236V235H197ZM196 236V237H197ZM209 236V235H208ZM207 236V237H208ZM260 236V235H259ZM264 236V235H263ZM13 237V236H12ZM11 237V238H12ZM16 237V238H17ZM20 238L21 237H23V236H19ZM24 237V239H26ZM38 237V238H39ZM188 237V236H187ZM193 236L191 235V238H192ZM195 237V238H196ZM203 236H201L200 237V240H201V238H202ZM216 237V236H215ZM218 237V236H217ZM222 237V236H221ZM230 236H228V238H229ZM252 237L254 238V239H252ZM1 239H2V236L0 237ZM15 238V240H17L18 241V239H16ZM47 238H49V240H50V237H47ZM57 238H55L54 237V239H55V241H57ZM113 238H115V236L113 237ZM194 238V239H195ZM205 238V237H204ZM219 238V237H218ZM223 238V237H222ZM221 238V239H222ZM227 238V237H226ZM226 238H224V239H226ZM251 238V239H250ZM0 239V240H1ZM8 240H6V239H4V240H6L7 242H9V243H12V242H10L9 240H10V237L9 238H7ZM39 239H41V238H39ZM39 239H34V242L36 241V240H39ZM42 239H44V238H42ZM52 240V242L54 241V239H53V237L51 238ZM190 239V238H189ZM193 239V240H194ZM198 239V238H197ZM211 239H213V238H211ZM215 239V238H214ZM217 239V238H216ZM3 240V239H2ZM12 240V239H11ZM19 240H21V239H19ZM28 240H30V239H28ZM115 240V239H114ZM191 240V239H190ZM199 239H198V241H200ZM204 240V239H203ZM206 241H207V239H205ZM204 240V241H205ZM228 240H230V239H228ZM237 240L239 241V242H237ZM42 241V240H41ZM90 241V240H89ZM204 241H202L203 243H205ZM209 241V240H208ZM211 241L212 240H210V243H211ZM212 241V242H213ZM1 242V241H0ZM3 243L2 244H4V241H2ZM22 242H26L27 243V241L25 240H22ZM29 242V241H28ZM30 242H31V240H30ZM32 242H33V240H32ZM32 242L30 243V245H32ZM38 242H40V241H37V246H38ZM92 242V241H91ZM102 242H103V240H102ZM109 242V241H108ZM111 242V241H110ZM109 242V243H110ZM173 242H175V241H173ZM190 242H192V241H190ZM194 242H195V240H194ZM201 242V241H200ZM200 242H198V243H200ZM214 242V243H215ZM231 242V241H230ZM229 242V243H230ZM237 242V243H236ZM14 243V242H13ZM13 243L11 244V245H13ZM47 243H48V241H47ZM46 243V244H47ZM54 243V242H53ZM84 243V244H83ZM87 243H89V242H87ZM94 243V242H93ZM117 243V242H116ZM170 243V242H169ZM168 243V244H169ZM196 243H197V241H196ZM195 243V244H196ZM203 243H201V244H199L197 247H199L200 245H202ZM206 243H208V242H206ZM205 243V244H206ZM210 243H208V244H206V246L209 248V247H215V250H217L216 249V244H215V246L213 245V244H211V246H210ZM228 243V244H229ZM245 245H244V244ZM250 243V244H251ZM254 243L253 244H251V246H253L254 245ZM258 243V242H257ZM16 244V242L14 243V245ZM28 244V243H27ZM26 244V245H27ZM45 244V243H44ZM43 244V245H44ZM50 244H51V242H50ZM50 244H48V245H50ZM54 244V245H55ZM83 244V245H82ZM181 244V243H180ZM183 244V243H182ZM227 244V245H228ZM231 244V243H230ZM243 244V245H242ZM256 244V243H255ZM259 244V243H258ZM6 244H4V245H1L2 247L3 246H5ZM7 245H8V243H7ZM6 245V246H7ZM11 245H8V247L10 246V248H11ZM41 245V244H40ZM53 245V244H52ZM58 245V246H57ZM59 245H61L60 247H59ZM92 245V244H91ZM93 245H95V244H93ZM99 245H100V243H99ZM185 245H187V243L185 244ZM193 246H194V244H192ZM5 246V247H6ZM29 246V245H28ZM90 246V245H89ZM110 246V245H109ZM112 246V245H111ZM110 246V247H111ZM192 246V247H193ZM221 246V247H220ZM228 246H230V245H228ZM242 246H244V248L242 247ZM4 247V248H5ZM40 247H42V245L41 246H39V248ZM43 247H46V248H48L47 247V245L45 246H43ZM42 247V248H43ZM57 247H58V249H57ZM108 247V246H107ZM173 247V246H172ZM188 247V246H187ZM189 247H190V245H189ZM192 247H190L191 249H192ZM202 247V246H201ZM200 247V248H201ZM206 247V248H207ZM213 247H212V249L210 248V250H213ZM224 247V249H225V246H223ZM227 247V246H226ZM255 247V246H254ZM1 248V247H0ZM3 248V249H4ZM41 248V249H42ZM94 248V247H93ZM196 247H194V249H195ZM231 248V247H230ZM3 249H1V250H3ZM40 249V250H41ZM43 249H45V248H43ZM99 249V248H98ZM110 249V248H109ZM167 249V248H166ZM174 249V248H173ZM176 249V248H175ZM184 249V248H183ZM194 249H192V251H194ZM203 249L205 250V246L203 247ZM227 249V248H226ZM229 249V248H228ZM52 250V249H51ZM95 250V249H94ZM99 250H101V248L99 249ZM170 250V249H169ZM188 250H189V248H188ZM197 250V249H196ZM206 250H208V249H206ZM214 250V251H215ZM44 251V253H45V251L46 250H43ZM93 251V250H92ZM109 251V250H108ZM177 251V250H176ZM175 251V252H176ZM197 251H199V249L197 250ZM201 251V250H200ZM221 251H223V248H222V250ZM255 251V250H254ZM47 252V251H46ZM50 252H52V251H50ZM107 252V251H106ZM188 252V251H187ZM190 252V251H189ZM188 252V253H189ZM224 252V251H223ZM41 253V252H40ZM43 253V252H42ZM44 253H43V255H44ZM108 253V252H107ZM111 253V252H110ZM178 253V252H177ZM185 253V252H184ZM194 253V252H193ZM196 253H198V254H200L199 252H196ZM222 253V252H221ZM1 254V253H0ZM104 254H106V253H104ZM180 254V253H179ZM182 254V253H181ZM195 254V253H194ZM193 254V255H194ZM202 254V253H201ZM46 255V254H45ZM106 255H108V254H106ZM190 255H192V254H190L189 253V256L188 257H190ZM204 255V254H203ZM205 255V256H206ZM222 255H224V256H222ZM182 256V255H181ZM199 256V255H198ZM198 256H196V254H195V256H192V258H194V257H198ZM204 256V257H205ZM261 256V257H260ZM43 257V256H42ZM46 257V256H45ZM92 257H94V258H92ZM15 258V257H14ZM17 258V257H16ZM92 258V259H91ZM172 259L174 258V257H171ZM180 258H182V257H180ZM184 258V257H183ZM182 258V259H183ZM0 259H1V257H0ZM42 260L43 259H45V258H41ZM47 259V258H46ZM165 259V258H164ZM167 259V258H166ZM191 259V258H190ZM190 259H188L189 260V264H192V263H194L195 262V260H194V262H192V263H190ZM201 259V258H200ZM12 260H13V258H12ZM17 260V259H16ZM12 261L13 263H15V262H17V261ZM84 260H82V261H84ZM106 259H104V261H105ZM188 260H187V262H188ZM199 260V259H198ZM5 261V259H3V262ZM9 262V258H8V260H6V262ZM45 260H43V262H44ZM47 261V260H46ZM51 261V262H50ZM86 261V260H85ZM176 261V260H175ZM182 261V260H181ZM191 261H193V259L191 260ZM197 261V260H196ZM2 262V263H3ZM11 261H10V264L12 263ZM39 262V261H38ZM41 263H42V261H40ZM47 262V263H48ZM170 260H169V263L167 262V264H170ZM174 262V261H173ZM180 262V261H179ZM182 262H184V264H185V260L184 261H182ZM207 262H204V263H206L207 264ZM48 263V264H49ZM87 263H89V262H87ZM4 264V263H3ZM6 264V263H5ZM8 264V263H7ZM17 264V263H16ZM43 264H45V262L43 263ZM171 264H173V263H171ZM176 264H177V262H176ZM180 264H182V263H180ZM188 264V263H187ZM197 264V263H196ZM200 264V263H199Z\"/></svg>",
    "mask_w": 264,
    "mask_h": 264
}]
</instances>
